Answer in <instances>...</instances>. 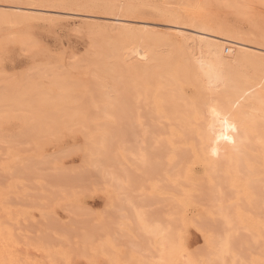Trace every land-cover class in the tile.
I'll return each instance as SVG.
<instances>
[{"label": "rangeland", "instance_id": "1", "mask_svg": "<svg viewBox=\"0 0 264 264\" xmlns=\"http://www.w3.org/2000/svg\"><path fill=\"white\" fill-rule=\"evenodd\" d=\"M8 1V3H9V0H7ZM116 2V4H115V6L117 5V7H119V8H121V9H116V7L114 6V8H112V9H109V10H106V7H104L103 6V2L104 1H101V0H96V2L98 3V4H100V5H93V6H91V5H88L87 7H84L83 9H76L75 10V8H77L76 6H74V5H72L74 8L72 9V6H71V8H69V9H61V8H59V10H58V7H54V8H52V7H46L47 9H48V11H46V17L43 15V13H45V12H35V11H33V10H30L31 12H29V10H28V12H27V10L26 9H24L25 11L23 12L22 10L23 9H21V10H19L20 12H22L23 14H19L20 12L18 11V10H16V12H17V14H15V17L16 18H21V17H23L22 15H24L25 14V12L26 13H31L32 14V16H26V18L25 19H21V20H12V21H14L13 22V24L16 22V25H13V26H11L12 25V21L10 22V20H4L3 22L2 21H0V28H1V30H0V79H2L1 81H0V87L1 86H3V87H1L4 91L3 92H1V90H0V95H4V96H10V94H8L9 92H11V94H12V92L14 93L15 92V90H14V87H16L17 88V91L18 92H23L24 90H26V91H24L21 95L23 96L22 98L24 99L25 97H26V95H27V93H29V92H32V91H34V92H39L38 94H54L53 96H56V98L59 96H61L62 95V91L60 90V88H58L57 87V89H56V87H50L51 88V90L50 89H48V87H49V85L48 84H50L49 82H48V80H50L51 78H53V75H56V74H58V75H60V76H63V77H67L68 76V80H72V78L74 79L73 81L76 83V79H78V78H82V84L83 85H86L87 83L85 82V81H87V79L86 78H90V81L92 82L93 81V77H94V75H95V77H102V72H100L99 73V71L98 70H100V68L102 67V66H104V65H106L107 66V64H109V60L110 59H103V58H99L98 57V54H99V51L102 49L101 47H97V45L98 44H102V41H101V39L102 38H105V37H107V38H109V36L111 37V33H114L115 32V30H112L111 28H113V27H111V25H109V24H106V23H110L109 21L110 20H114V21H116L117 19H114V18H110V17H107V18H105L104 19V21L102 20L103 19V17L104 16H118V17H120V15H122V13L123 14H127V15H129V16H127V15H122V17H128V19L130 18V19H132V20H139L138 18L139 17H141V19L142 20H145V21H148L149 23L150 22H152V23H150L149 25V27H146V28H144L145 30L144 31H142L141 33V37H140V39H133L134 40V44H133V42H132V45H131V43H130V45L129 46H135V44H138L139 42V44H141L142 46H145V47H147V48H155V51L157 52H160L162 55H164V57H166V59L168 60V62H166V68L168 69H163L162 70V68H161V64H155L154 63V61H149V60H141L143 63H145V64H149V70L151 69L152 71H155V70H157L156 72H153L154 73V75H156V77L158 78H160V77H162L163 75H165V77L164 78H160L159 80L161 81H167L168 79L170 80V79H172V80H170V83L171 84H168V89H170V90H168L169 91V93L171 94V96L173 95V93H174V98L173 99H175L174 100V105L175 106H179V107H181V109L183 110V115L184 116H186L185 118H187V119H183V116H181V118L183 119V121H184V124H182L183 122H181V119L179 118L178 120H180V121H178L177 119L174 121L175 122V124H177L176 122L178 121V123L179 124H177L176 126L177 127H175V126H172V128L174 127L175 129H178L179 131H180V136L178 137H176V136H173L172 134H171V124H169V123H167V119H165V117H163V115H161L160 113L158 114L157 112H155L154 111V103H153V100H152V96H151V91H150V88H149V90H148V86H146V84H151V80L150 79H153V78H155V76L152 74V76L153 77H151V78H148L149 79V81L150 82H148L147 81V79H146V81H147V83L145 82V86L147 87H144L143 88V91H144V95H143V100H142V103L140 104V106H139V108L137 107V108H132V106L133 105H135V104H133V105H131V112L130 113H128L127 114V116H126V118L125 119H128V121L127 120H125L126 122H125V126L124 125H121V126H117L116 128L115 127H113L110 131H109V133H110V135H112L113 136V138H114V140H113V142L118 138V134H120L121 133V135L119 136V138L115 141L116 143H118L119 145H123V143H124V145L121 147L120 146V148L123 150V148L125 149V150H128V148H129V150L131 149V162L129 161V158L128 159H126V160H124V159H120V163H122V165L120 164H118V165H115L116 167L117 166H119V167H117V169L118 168H121L120 166H122L123 167V165H124V168H126V169H128V170H130V171H128V173H132V176H133V178H131V186H132V188H131V190H130V186H128L127 187V184L129 185V182H130V179L128 180V182H127V184L125 183L126 181V178L128 177V176H130V175H128L127 173V177H125L126 176V174L124 173V178L125 179H123L122 178V174H120L119 175V177L116 175V173L117 172H115V174L113 173H111V171H115V169L116 168H114V167H112V170H111V166H113L114 164L112 163V165L110 166V169L109 170H111V171H109L110 173L108 174V171L106 170V168H105V170L104 169H101V168H103L104 167V163H102V165H100V163L101 162H99V165L97 164V166H98V168L96 167L95 169H93L95 166H96V164H92V160H94V158L95 157H97V155H103V154H106V152L104 151V147H103V149L102 148H100L99 150H101V153H100V151H99V154H97L98 153V149H94V147L96 146V145H94V143H96V141H95V137H96V139H97V136L99 135L100 136V134H102V132L100 131V129H98V125H99V123H100V125H101V123H103L104 122V124H106L107 122L106 121H111V123H109V126L111 127V124H114V123H112V119H107V118H103V117H101L100 118V116L98 117L96 114H94V109H93V111H91L92 110V108H91V110H89V113H91V114H89L88 113V116H87V118H84V117H82L81 118V114H77V116H74L73 118H72V116H67L65 119V121H67V122H65V121H63L64 120V117L67 115V114H65V116L64 115H62V116H60L63 112L65 113L66 111L67 112H69V113H78L79 111H81V109L79 110V109H76V108H72L73 106H71V108L70 109H73V110H70L69 109V106L71 105V104H69V103H67V104H65V106H68V107H66V109L59 115L60 117L58 118V120H61V121H58L57 120V118H56V120H55V117L54 118H52V116L54 115V116H56V113L55 114H53V110L51 111V109H49L47 106V108L45 109V111H44V109H43V107L42 108H40L41 106H42V104H40V105H33V108L34 109H36V110H38V108H39V111L40 110H43L44 111V113H43V111H42V113L43 114H45V115H48L49 114V119H45V117L46 118H48V116H44V119L45 120H47V121H50V122H47L46 121V123H42V120H39V119H37L36 120V126H37V128H36V126L34 125V127H33V123H35V119H33V118H30V117H25V118H23L22 116L23 115H26L27 116V114H28V109H27V107H26V102H22L20 105H16V104H14V103H12L11 104V101L9 100V99H6V100H1L0 101V119H3L4 120V122L1 120V124H3V125H1L0 124V140L2 139V137L3 138H5L4 139V141L6 140V141H8V139L11 137V136H13V141H14V136H17V140L19 141V138L22 136H24L25 137V133H23V132H28L27 133V135L28 136H26L25 138L23 137H21L20 138V146L22 145V143H23V141L25 140V142L23 143L24 144V146L23 147H19L17 144L19 143L18 141H16L17 142V146L18 147H16V146H14L15 145V141H14V143H12L11 141V138H10V140H9V142H10V144H9V142H8V144H7V142L5 141H3V139H2V141H3V145H4V143H6L5 145V147L4 148H2L1 150L2 151H0L1 153V155H0V172L2 171V172H6V173H8V176H11L10 175V173H9V171L7 172V169L9 170V168H11L10 166L12 165H15V167H17V166H19L18 168L19 169H22V170H24L25 169V166H26V169H25V171H26V174H24V172H23V174L24 175H26L27 176V174L29 175L27 178H26V176L24 177L20 172V170L19 169H17V168H15L16 169V171H18V172H16L17 174H20L21 176H23L24 178H21V176H19L18 177V175L16 174L15 175V177H16V179L15 178H13L14 177V173H13V177L11 178V177H9L8 178V180H6L5 181V179H7V178H4V180H3V177H2V181H1V176H2V174L0 175V184L2 185L1 186V188H0V193H2V196H1V194H0V203H2L1 205H0V226H2L3 224H5L7 221H6V218H8L7 220L9 221V220H11L12 218V221H11V223L13 224V229H11V227H12V224L10 223V225L8 224V227L10 226V228H8L7 226H2V227H4L5 228V230H3L4 228H2V234H3V236H6L5 234H4V232L6 233V229H7V237H10L11 238V236H12V238L14 237L13 236V234L15 235V237H16V235H17V237H18V240H16L15 239V237H14V239L16 240V242H20L21 241V243H22V245H21V243H15V241L13 242V241H11L10 239H8L7 240V238L5 239V238H3V240H1V242L3 241V243H0V253H3V254H1L0 255V262H1V260L3 259V262H1L0 264H5V262H6V264H23V261H24V264L26 263V262H28V264H32V261L33 260H35V259H39V261L38 260H36V262L34 261L33 262V264H38V262H39V264H50L51 262V264H60V261H61V264H63L62 262H64L65 264H68L69 262H71V264H74V262H75V264H87L88 262H90V263H88V264H93L94 262V264H102L103 263V261L105 262V263H103V264H111V263H113L114 264V262H115V260L113 259V258H115V256H118V257H116L115 259H116V262H118V264H125V263H127V264H135L137 261H138V259H139V256L141 257V254L142 253H144L145 252V250H146V247H144V246H146V245H143V244H147V242L145 243H143V240L141 241V242H139L140 241V238L137 236V235H134L135 234V230H137V229H134L135 228V226L134 225H132L131 223H132V218L134 219L135 217V212H134V210L132 211V209H131V205H133V204H128L129 202L128 201H130L131 202V200H129L131 197H132V194H133V197L131 198V199H133L132 200V202L134 201V207L135 208H138V209H141V211L140 212H142L143 213V211H144V213L143 214H145L146 215V217H147V212H148V217H149V219H150V222L151 223H153V222H155L157 219L156 218H158L159 220L157 221V223L159 222V224H160V222H164L163 223V225L164 226H166L167 228H170L169 226H170V223L168 222V220H170L169 218L171 217V220H176V219H179V223H180V226H179V224H178V226H176V224L175 225H173V222L174 221H170V222H172V225H173V228H174V226H175V229H173V234H174V230H176L175 232H177V233H175L174 235L173 234H171L173 237H172V242H170L171 243V246H170V248H171V251H175V250H180V248H185L184 250H185V252L187 253V255H189V257L191 258V260L193 261V263H195V264H210V262H211V260L210 259H215L216 257H215V255L217 256V259H219V263H220V260L222 261L221 262V264H238V263H240V262H244L243 264H264V262H262V260L264 261V258H263V255H264V247H263V245L261 244V240L263 239L262 237H264V231H263V229L264 228H262V222L261 221H263V219L262 218H264V201H262V203H261V201L260 200H262L263 198H264V196H262V194L261 195H258V194H260V193H256L255 192V186H252V187H249L250 185H247V190H246V192H245V190H243V187L242 186H240V184L239 183H247L248 184V182H249V178H253V179H251V180H253V181H256L255 183H257V181L258 182H260V181H263L264 180V170H260L259 168H264V149H263V152L261 153L260 151H258L259 149H256V150H250V149H248L249 151H250V154L251 155H253V156H255V158H253V160L255 159L256 161L254 162L250 157H252L250 154L248 155V156H250L249 158H250V161L251 162H248V164H247V162H244L243 163V165H246L245 167H247V170L246 171H248V173L244 170V172H240V174H238L239 176H242V174L244 175V174H246V177H244V178H242L241 177V179H239V181L238 180H235V178H232V177H235V173L233 172V170L232 169H226V168H223V166H222V168H220L221 166L219 165V168L220 169H218L219 171L217 172V170L215 171L214 169H213V172H211V170H212V168H211V170H210V173L208 172V169L209 168H206V166L204 167V164L197 158V157H195V154L193 155L192 154V150L190 149V144H193V146L195 147V148H199L200 147V144H199V141H197L196 140V137L195 136H192V135H195V134H193L191 131H192V129H193V124L194 123H197V120L195 121L192 117L191 118H189L188 116H190L191 115V111H188L187 113H186V111L183 109L184 107H182L183 105H185L187 102H188V104L190 103V99L192 98V96H193V94H194V92H193V83L191 84L189 81H188V79L185 77L188 73H185V72H183V70L181 69V72L179 73V70H180V68L181 67H179L180 66V62H179V60H178V58H177V56H176V53L174 52V50H173V47L175 46V44H180V42H183L184 40L182 39V41H180L181 40V37H173L172 36V32L174 33V31L175 30H173V28H170V27H173L174 26V24H175V22H174V20H176L177 22H181L180 23V25H183V23H186L185 25H183V26H187L188 24L189 25H192L193 24V21L192 20H189L190 18V14H192V15H195V14H197L198 15V17L200 18V20L203 22L204 20L206 21V25H207V27L209 26V27H211L212 29H214V30H217V31H220L221 33H223V34H233L234 36L235 35H237V36H239V37H245V39L246 38H248V39H251L253 42H257L258 44L259 43H261L262 45H264V0H240L239 1V3H242V6L241 7H228V6H221V5H219V4H217V2H216V0H201V4H200V6L197 8V9H193V8H191V7H187V9H186V6H184V5H182L181 4V2L179 1V0H174V2H173V0H115ZM121 1V2H120ZM126 1V2H125ZM179 1V3H177ZM3 2H5V1H0V3H3ZM121 3V5H120V3ZM127 2H128V4H127ZM7 3V2H6ZM19 3H22V1H20V0H18V5H19ZM23 5H25L24 3H22ZM119 4V5H118ZM27 5V4H26ZM28 6V5H27ZM32 7L34 6V5H31ZM121 6V7H120ZM179 6V7H178ZM8 7V6H7ZM6 7V8H7ZM178 7V8H177ZM35 8V7H34ZM55 8L57 9V11H59V12H57L56 10H55ZM122 8H123V10H122ZM191 8V9H190ZM50 9H51V11H50ZM53 9L55 10V11H53ZM72 9V10H71ZM85 9V15L87 16V12H88V14H95V15H99V17H100V15H101V17H100V20H99V17H96L95 18V20H94V17L95 16H90V15H88L87 17H91V18H93V20L91 19V18H89V19H85V18H87L84 14H83V12L84 11H80V10H84ZM115 9V10H114ZM62 10V11H61ZM65 10H67V12H65ZM88 10V11H87ZM90 10H91V12L93 11V10H97L96 11V13L95 12H93V13H90ZM102 10V11H101ZM113 10V11H112ZM130 10V11H129ZM131 10H132V13H134L133 12V10L135 11V13H134V16L136 17L137 16V19L135 18H132L133 17V14L132 13H129V12H131ZM11 11H15V10H11ZM33 11V12H32ZM79 13H78V12ZM87 11V12H86ZM100 12V13H97V12ZM105 13H104V12ZM106 11H107V13H106ZM108 11H109V13H108ZM129 11V12H128ZM159 11V12H158ZM19 12V13H18ZM69 12H70V14H69ZM73 12V13H72ZM79 14V16L80 17H82V14H83V16L84 17H82V22H81V20H80V17H77L78 16V14ZM111 12L113 13L112 15H111ZM142 12H143V14H142ZM145 12H146V14H145ZM152 13V16H151V13ZM155 12H157L156 14H158L159 13V15H157L156 16V14H155ZM176 12V13H175ZM38 13V14H37ZM76 13V14H75ZM129 13V14H128ZM138 13H140V14H138ZM65 14V15H64ZM67 14H68V16H70V17H68L67 16ZM116 14V15H115ZM118 14V15H117ZM167 16H166V15ZM175 14V15H174ZM58 15H61V16H58ZM64 15V16H63ZM75 15H77V16H75ZM142 15V16H141ZM155 15V16H154ZM200 15L202 16V18L200 17ZM44 16V17H43ZM66 16V17H65ZM75 18H74V17ZM164 18H163V17ZM170 16H172V17H170ZM41 17V18H40ZM43 17V18H42ZM65 17V18H64ZM67 17H68V19L70 20V18H72L70 21L67 19ZM121 17V18H122ZM145 17V18H144ZM162 17V18H161ZM77 18H79V19H77ZM148 18V19H147ZM31 19V20H30ZM33 19V20H32ZM65 19V20H64ZM67 19V20H66ZM76 19V20H75ZM108 21H107V20ZM153 19V20H152ZM163 19H164V21H163ZM188 19V20H187ZM29 20V21H28ZM64 20V21H63ZM98 20V21H97ZM167 20V21H166ZM170 20V21H169ZM172 20V21H171ZM29 22V23H27V24H25L24 22ZM33 21H35L36 23H33ZM78 21H80V22H78ZM100 21V22H99ZM103 21V22H102ZM170 23H169V22ZM190 21V22H189ZM30 22H31V24H30ZM77 22H78V24H77ZM102 22V23H101ZM155 22V25L153 24ZM160 22L161 23H163L162 25L160 24ZM168 22V23H167ZM183 22V23H182ZM21 23V24H20ZM63 23V24H62ZM70 23V24H69ZM96 23H97V25H96ZM165 23H167V24H165ZM19 24V25H18ZM25 24V26H23ZM29 24V26H26V25H28ZM34 24V25H33ZM66 24V25H65ZM81 24H83V25H80ZM159 24V25H158ZM20 25H21V27H20ZM31 25H33V26H31ZM133 25V26H132ZM151 25H153V26H151ZM189 25L187 26L188 28H191V27H189ZM194 25V24H193ZM75 26V27H74ZM79 26V27H78ZM96 26H97V28H96ZM131 26L132 27H138V25H137V23H135V22H132L131 23ZM158 26V27H157ZM160 26V27H159ZM76 27H77V29H76ZM81 27V28H80ZM83 27H84V29H83ZM98 27H99V29H98ZM134 27V28H135ZM152 27L154 28V29H152ZM12 28H14V30H11ZM15 28H17V29H15ZM92 28H94V29H92ZM101 28V29H100ZM103 28V29H102ZM19 29V30H18ZM171 29H172V32H171ZM16 30V31H15ZM23 30V31H22ZM25 30V31H24ZM80 30V31H79ZM108 30V31H107ZM169 30V31H168ZM11 31V32H10ZM19 31V32H18ZM22 31V32H21ZM85 31H87V32H85ZM13 32H15V33H13ZM165 32H167L168 33V36H167V33H165ZM5 33V34H4ZM13 33V34H12ZM110 35H109V34ZM144 33V34H143ZM1 34H4V35H1ZM8 34V35H7ZM146 34H147V36H146ZM166 34V35H165ZM171 34V35H170ZM239 34V35H238ZM105 35V36H104ZM143 35V36H142ZM90 36H92V38H90ZM95 36V38L94 39H96V40H94L93 39V37ZM149 36V37H148ZM2 37V38H1ZM25 37V38H24ZM96 37H98V38H96ZM100 37V38H99ZM147 37V38H146ZM172 37V38H171ZM168 38V39H167ZM14 39V40H13ZM160 39V40H159ZM16 40V41H15ZM18 40V41H17ZM98 40H99V42H98ZM29 41V42H28ZM129 42H131L132 40H128ZM145 41V42H144ZM169 41V42H168ZM173 41H176V42H173ZM10 42V43H9ZM128 42V43H129ZM148 42V43H147ZM12 43V44H11ZM90 43H91V45H90ZM147 43V44H146ZM174 43V44H173ZM8 44V45H7ZM38 44H40L41 45V47H39V45ZM189 44H190V42H189ZM10 45L12 46V48H13V50L12 49H10L9 47H10ZM38 45V46H37ZM90 45V46H89ZM190 46V45H189ZM8 49H7V48ZM45 49H44V48ZM5 48V49H4ZM34 48V49H33ZM41 48H43V50H45L44 51V53H42L43 51L41 50ZM37 51H36V50ZM40 49V50H39ZM3 50H4V52H3ZM6 50V51H5ZM31 50H32V52L34 51V53L35 54H33L32 52H31ZM170 50H171V52H170ZM8 51H10V52H8ZM40 51V52H39ZM47 51H49V52H47ZM5 52H8V53H5ZM30 52V54L31 55H33V56H31V55H28V53ZM36 52H38V53H36ZM225 52H226V50H225ZM2 53V54H1ZM10 53V55L8 56V54ZM23 53V55H21V54ZM27 53V54H26ZM41 53L42 54H45V56H47V55H49V59H50V61L47 59V57H42V55H41ZM49 53V54H48ZM174 53V54H173ZM20 54V55H19ZM37 54H40V56L39 55H37ZM173 54V55H172ZM170 55H172V56H170ZM91 56V57H90ZM93 56H94V58H93ZM170 56V57H169ZM86 57H90V59H87ZM175 57V58H174ZM44 58V59H43ZM98 58H99V60H98ZM169 58V59H168ZM58 59L59 60H61V61H58ZM93 59V60H92ZM107 60L106 61V63H104L105 61H103V63H102V61H100V60ZM47 60L49 61V64H48V62H47ZM91 60V61H90ZM132 60H133V64L135 63V58H132V59H129L128 61H130V63H132ZM95 61V62H94ZM56 62H58L59 64H60V62L62 63V66H61V64L59 65V64H57ZM87 62V63H86ZM90 62V63H89ZM101 62V63H100ZM149 62V63H148ZM50 63L53 65V64H55V65H53V67H52V65H50ZM128 63V65L130 64L129 62H127ZM159 63V62H158ZM161 63V62H160ZM178 63V64H177ZM84 64V65H83ZM102 64V65H101ZM59 65V66H58ZM83 65V66H82ZM95 65H100V67H99V69L98 68H96V66ZM29 66V67H28ZM57 66V67H56ZM82 66V67H81ZM156 66V67H155ZM177 66L179 67V69H178V73L179 74H181V76H182V78L183 79H180V78H178L179 76H178V73H177ZM92 67V68H91ZM93 68H95V69H93ZM153 68V69H152ZM261 68L263 69H260L259 71H260V73H262L263 72V74H260V75H262V76H260L259 75V77L257 78L258 79V81H256V79L254 78V76H252L253 74H252V72H254L253 71V69H254V67H252V66H246V67H244L243 69H239L240 71H244L246 74H247V77H246V79L252 84V83H258V85L260 86V84L262 85L261 86V89H262V91L264 92V66H261ZM63 72H60V70ZM57 70V71H56ZM95 70V71H94ZM149 71L148 73H149V75L151 74V72L152 71ZM160 70H161V72H160ZM24 71V73H22ZM32 71H33V73H32ZM166 71V72H165ZM262 71V72H261ZM60 72V73H59ZM98 72V73H97ZM164 74H163V73ZM29 73H30V75H29ZM38 73V74H37ZM41 73H43L44 74V76H42V77H44V78H42V84H40V85H38V87L36 88V89H33L32 91H29V90H27V89H24L23 90V88L21 89V88H19V84L21 83V80H23L24 79V76H25V80H27V79H39L38 77L41 75ZM96 73L99 75H96ZM148 73H147V75H148ZM21 74L23 75L22 77H21ZM67 74H69V75H67ZM185 74V75H184ZM33 75V76H32ZM38 75V76H37ZM162 75V76H161ZM1 76H3V77H1ZM20 76V77H19ZM70 76V77H69ZM146 76V75H145ZM144 76V77H145ZM169 76V78H167ZM5 77V78H4ZM32 77V78H31ZM147 77V76H146ZM145 77V78H146ZM149 77V76H148ZM260 77H261V79H260ZM16 78H17V80L19 81H17L16 80ZM5 79H9L8 81L7 80H5ZM14 79V80H13ZM46 79V80H45ZM48 79V80H47ZM83 79H85L84 81H83ZM92 79V80H91ZM184 79H186V81H184ZM263 79V80H262ZM169 80H168V82H169ZM260 80L262 81V82H260ZM69 81V82H70ZM78 81H80L81 82V80H78ZM159 81V82H160ZM173 81V82H172ZM256 81V82H255ZM2 82V83H1ZM73 82V83H74ZM90 82V83H91ZM259 82H260V84H259ZM19 83V84H18ZM71 84H72V81L70 82ZM74 83V84H75ZM88 83H89V81H88ZM165 82H161V84H164ZM174 83V84H173ZM263 83V84H262ZM23 84V83H22ZM95 84V83H94ZM93 84V85H94ZM106 84H108V82L106 83ZM173 84V85H172ZM14 85V86H13ZM81 85V84H80ZM79 85V83H77V86H73L72 87V89H70V93H72V96L74 95V97L75 98H77V96H78V94H80L82 91L83 92H90L91 90L90 89H88V87H84L85 89L83 90V86L81 87ZM89 85V84H88ZM159 85H160V83H159ZM191 85H192V87H191ZM256 85V84H255ZM255 85H253V86H255ZM5 86H7V88H8V90H9V88L11 87V89L8 91V90H6L7 88L5 87ZM18 86V87H17ZM91 86V89H92V94L95 92V86H92V85H90ZM89 86V87H90ZM250 86V85H249ZM5 87V88H4ZM45 87V88H44ZM108 87H110L111 88V86H110V84H109V86L108 85H106V90H107V88ZM149 87H150V85H149ZM162 87V86H161ZM167 87H165V90H166V88ZM171 87H172V89H171ZM18 88H19V90H18ZM40 88V89H39ZM44 88V90H42V89ZM81 88H82V90H81ZM93 88H94V91H93ZM109 88V89H110ZM248 89H249V87H247ZM46 89V90H45ZM47 89H48V91H47ZM54 89V90H53ZM59 89V90H58ZM79 89V90H78ZM87 89V90H86ZM146 89L148 90V91H150V94H148L149 92H147L146 93ZM247 89V90H248ZM14 90V91H13ZM22 90V91H21ZM56 91L55 93L53 92V91ZM57 90H58V92H57ZM88 90H90V91H88ZM8 93H7V92ZM17 91H16V93H17ZM43 91V92H42ZM46 91V92H45ZM108 91V90H107ZM53 92V93H52ZM7 93V94H6ZM58 93H60V94H58ZM247 93H249V92H246V93H244V95L243 96H240V95H237L236 93H233L232 94V97H231V99L233 100V101H231L232 103H233V105H236V108H238V109H240V110H253V104H252V101L250 100V98L249 97H246L247 96ZM91 94V93H90ZM29 95V94H28ZM77 95V96H76ZM150 95V96H149ZM81 96V95H80ZM82 96H83V94H82ZM88 96V95H87ZM94 96V95H93ZM178 96V97H177ZM180 96V97H179ZM80 98V97H79ZM92 98H94V97H92ZM178 98V99H177ZM184 98V99H183ZM22 99V100H23ZM26 99V98H25ZM24 99V100H25ZM85 99H88V97L87 98H85ZM95 99V98H94ZM183 99V100H182ZM178 100L180 101V102H178ZM89 101H90V103H91V96H90V100L88 99V103L87 104H90L89 103ZM237 101V102H236ZM3 102H5V103H7V105L9 106V113H8V109H7V105L5 104V103H3ZM9 102V103H8ZM87 101H85V103H86ZM176 102V103H175ZM182 102H185L184 104L182 103ZM1 103H3V104H1ZM234 103H236V104H234ZM75 104V103H74ZM182 104V105H181ZM3 105H6V109L5 110H3L2 109V106ZM12 105H14V106H16L17 108H12V109H10V107H12ZM19 106V107H18ZM25 106V107H24ZM64 106V107H65ZM136 106V105H135ZM153 106V107H152ZM74 107H76V104L74 105ZM79 107V106H78ZM77 107V108H78ZM5 108V107H4ZM13 109H15L14 110V112H13ZM68 109V110H67ZM84 110L86 109V108H83ZM82 109V110H83ZM90 109V108H89ZM135 111H134V110ZM144 109V110H143ZM2 110H3V112L4 113H2ZM19 112H18V111ZM22 110H23V112H22ZM26 110V112H24ZM28 110V111H27ZM143 110V111H142ZM21 111V112H20ZM46 111H48V112H46ZM62 110L60 109V111L59 112H61ZM86 112H87V110H85ZM134 111V112H133ZM153 111V112H152ZM185 111V112H184ZM6 112H7V114H6ZM17 112V113H16ZM140 112V113H139ZM18 113H19V116H18ZM63 113V114H64ZM149 113V114H148ZM150 113H151V115H153V116H155V117H151V115H150ZM3 114V116H1ZM9 114L11 115L10 117H11V119H10V117H9ZM13 114H14V116H13ZM17 114V115H16ZM21 114V115H20ZM59 114V113H58ZM94 114V115H93ZM187 114V115H186ZM96 115V116H95ZM162 116V118H164V119H162V121L158 118H156L157 116ZM6 118H5V117ZM16 116V117H15ZM17 116H18V119H17ZM93 116V117H92ZM192 116V115H191ZM13 117H15V118H13ZM57 117V116H56ZM61 117H63V119L61 118ZM90 117H92V119H94L95 118V120L97 119V117L100 119V120H102V121H100V120H96V121H94L93 123H92V125H91V121H92V119L90 118ZM128 117V118H127ZM7 118H9V119H7ZM82 119L83 120V118L85 119L84 121V125H82L81 127H80V122L78 121V120H80V119ZM5 119H6V121H5ZM20 119V120H19ZM26 119V120H25ZM89 119V120H88ZM105 119H107L106 121H105ZM190 119H191V121H190ZM14 120V124H13V122L11 123V124H9L11 121H13ZM28 120H30V121H28ZM39 120V121H38ZM44 120V121H45ZM71 120L73 121V123H72V125H70V126H73V124H74V121H75V123H80L79 125L78 124H76V125H78L77 127H76V125L74 124V127H75V129L73 130L72 129V127H71V129H72V131H70V132H68V131H65V129L66 130H68L67 128H68V126H67V128H64V126L66 127V125H69V123H71ZM77 120V121H76ZM82 120H80L81 122H82ZM155 120V121H154ZM23 121V122H22ZM43 121V122H44ZM57 121H58V123H57ZM70 121V122H69ZM8 123V124H4V123ZM17 122V123H16ZM87 122H88V130H87V128H84L85 127V125L87 124ZM97 122H99V123H97ZM163 122V123H162ZM186 122V123H185ZM39 123H41V125L39 124ZM61 123H63L64 124V126H62L63 124H61ZM98 125H97V124ZM107 123V124H108ZM49 124V125H48ZM56 124V128H57V130L55 129H53L54 128V125ZM58 124V125H57ZM59 124H61L60 126H61V129H60V127H59ZM82 124H83V122H82ZM97 126H96V125ZM106 124V125H107ZM186 124V126H184ZM187 124H189V125H187ZM22 125H24V127L22 126ZM38 125H40L39 127H38ZM89 125H90V127H89ZM99 125V128L101 127ZM130 125V126H129ZM172 125H174V124H172ZM22 126V127H21ZM26 126H27V128L28 127H30V129H28L27 130V128H26ZM41 126H42V128H41ZM44 126V127H43ZM59 128H58V127ZM105 126V125H104ZM104 126L102 125V128H103V132H107V131H105L106 130V128H104ZM114 126H116L115 124H114ZM163 126H165V127H163ZM31 127H32V129H31ZM50 128V129H48V128ZM73 127V128H74ZM86 127H87V125H86ZM94 127H97L96 129H97V131H98V133L97 134H95V132H97V131H95L96 129H94ZM118 127H119V131L117 130L118 129ZM185 127V128H184ZM18 128H20L19 130H18ZM40 128V129H39ZM44 128V129H43ZM45 128H47L46 130H45ZM64 128V129H63ZM76 128H78V129H80L79 131L78 130H76ZM84 128V129H83ZM162 128H164L165 130H162ZM190 130H189V129ZM3 129V130H2ZM18 131H17V130ZM33 129H35V130H33ZM38 129V130H37ZM58 129H60V130H58ZM81 129H83V130H81ZM89 129H90V131H89ZM108 129H110L109 127H108ZM113 129L115 130H117V133H114L115 131H113ZM122 129H123V131H122ZM2 130V131H1ZM36 130H37V132H36ZM53 130V131H52ZM87 130V131H86ZM182 130L184 131V133L182 134ZM16 131V132H15ZM30 131H35L34 133V137H35V140L34 139H32L33 138V132H30ZM57 132V133H55V132ZM61 131V132H60ZM82 131H83V134H86L87 135V137H86V141L87 142H94V143H90V145L91 144H93V146H88L86 143V141H84L85 140V137H84V135H82ZM89 131V132H88ZM93 131V132H92ZM121 131V132H120ZM125 131V132H124ZM127 131V132H126ZM20 132V134H18ZM85 132H88V133H85ZM99 132H100V134H99ZM32 133V134H31ZM60 133V134H59ZM109 133H107V134H109ZM113 133H114V135H113ZM11 136H10V135ZM16 134H18V135H16ZM42 134V135H41ZM54 134H56V135H54ZM94 134V135H93ZM123 134H124V138H123ZM7 135V136H6ZM8 135H9V137H8ZM32 135V137H30V136ZM85 135V136H86ZM97 135V136H96ZM183 136V138H182V136ZM186 135H188V136H186ZM36 136H38V138H40L41 136V138H40V140L38 141V138H37V140H36ZM40 136V137H39ZM46 136V141H45V139H44V137ZM49 136V137H48ZM51 136H52V138H51ZM54 136H56V137H58V138H54ZM92 136V137H91ZM115 136H116V138H115ZM127 136V137H126ZM6 137H8V139L6 138ZM28 137H30L29 139H28ZM91 137V139L89 140V138ZM174 137H175V140H174ZM181 137V138H180ZM49 138H51V139H49ZM79 138V140H77ZM112 138V137H111ZM112 138V139H113ZM121 138H123V139H121ZM177 138H179L178 140H177ZM16 139V138H15ZM21 139L23 140L22 142H21ZM28 139V140H27ZM43 139V141H41ZM88 139V140H87ZM93 139H94V141H93ZM126 139V140H125ZM35 141V142H33V143H30L31 141ZM98 140H100L99 138H98ZM110 140L111 139H109V142H110ZM163 140V141H162ZM27 141H29V145H28V143H26ZM36 141H37V143L40 145V144H42V145H40V146H38V145H36L35 143H36ZM49 143H48V142ZM118 141H120V142H118ZM126 141H128V142H126ZM169 141H176V145H177V150H179V153L181 152V149L183 148V150L184 149H186L187 151H184L183 152V154L181 153L180 154V156L182 157L181 159L179 158V157H172V159L170 158L172 155H175V153H174V149L169 145ZM46 144H45V143ZM84 142V143H83ZM112 142V145L115 143H113ZM122 142V144H120ZM14 144L13 146H11L12 144ZM88 143V144H89ZM114 144L115 146H112V147H114V150L112 149V151H114V153H116L117 154V158L115 159V163H117V160L119 161V157H120V155L118 154L119 152L118 151H120L121 149L119 148V147H117L116 145L117 144ZM27 144V145H26ZM32 144V148H30L29 149V146ZM33 144H35V146H38V147H33L34 145ZM100 143L98 142V145H99ZM110 145H111V143H109ZM107 145V147L108 146H110V145ZM128 144V145H127ZM1 147H2V142H1ZM26 145V146H25ZM101 146H102V143L100 144ZM99 145V146H100ZM86 146H88V150L90 151L89 152V154H90V156H89V154L88 153H86V152H88L87 151V149H86ZM40 147V148H39ZM41 147H43V148H41ZM107 147H105L106 149H107ZM111 147V146H110ZM111 147V148H112ZM9 148H10V150H9ZM15 148V149H14ZM16 148H20L19 150L18 149H16ZM36 148V149H35ZM37 148H39V149H37ZM111 148H108V149H110L111 150ZM3 149H4V152H7V155L10 153L9 151H11V154L12 155H5V153L3 152ZM7 149L9 150V151H7ZM27 149H29V150H27ZM45 149V150H44ZM86 149V150H85ZM91 149V150H90ZM93 149L96 151V153H95V155H93ZM117 149V151H115ZM15 150V151H14ZM22 150H24V151H22ZM25 150H27V151H25ZM31 150H33V151H31ZM64 151L63 153H62V155H59V154H57L58 152L57 151ZM102 150H103V152H102ZM109 150V151H110ZM166 150V151H165ZM174 150V151H173ZM182 150V151H183ZM14 151V152H13ZM17 151V153L16 154H18V155H16L15 154V152ZM59 151V153L61 154V152ZM84 151H86L85 153V155H86V157H84ZM3 152V153H2ZM57 152V153H56ZM118 152V153H117ZM186 152H188V153H186ZM43 153H44V155H43ZM113 152L109 155V157L111 156V157H116V155L114 154ZM4 156H3V155ZM15 154V156H13ZM36 154H38V156H40L39 158L41 159V161H39V158L37 157V155ZM50 156H49V155ZM107 154H109V152L107 151ZM22 155V156H21ZM58 155V156H57ZM91 155H93V157L91 156ZM257 155V156H256ZM1 156H3L2 158H1ZM6 156V157H5ZM13 156V157H12ZM16 156H18V157H20V158H18L17 157V159H16ZM25 156H26V158H25ZM35 156V157H34ZM51 156H53L54 157V159H52V157ZM89 156V161H91L90 163H91V165H92V167L93 168H89L90 167V163H89V161L87 160V159H85V158H87ZM108 156V155H107ZM32 157V158H31ZM46 159H45V158ZM47 157L49 158V160H47ZM259 157V160H257V158ZM261 157V158H260ZM11 158L13 159L12 160V162L14 161V160H17V161H14V163L12 164L11 163ZM25 158L26 159V163H27V161H29L28 159L30 158V159H32V160H35V162L34 163H36L37 161H39V163H38V165H39V168H38V166L36 167V168H38V170L40 169L41 170V168L42 169H44V164H43V160L45 159L46 161L44 162L45 163V173H43L44 175H45V177L43 176V178H45L46 179V181H47V178L49 177H51V176H53L54 174H53V172H55V170H57L58 172L59 171H61V173L62 174H60L59 176L58 175H55V177H54V179H56V177L57 178H59L61 175V179H64V181L67 183V182H69L70 183V181H69V178L68 177H70L71 178V174H72V181L74 182L75 180H78L79 178H80V180H78L79 182H77V185H80L81 186V183L82 184H86V186L84 187V190H85V192H83L82 193V191H81V189L83 190V186L80 188V186H79V188L80 189H78V191H77V188H78V186H77V188H76V186H75V188L73 187V185L74 184H76V181H75V183H73L72 181V183L71 184H73L72 186H71V184L69 185V187L71 186L72 188L70 189V193H73V194H71L70 196L68 195V193H67V195L68 196H66V193L64 192V189H65V187L67 186L68 187V184L66 185V183L64 182L63 184L64 185H66V186H62V187H59V189H58V187H57V185L59 184H55V186H54V189H57V190H61L60 192H57V190H55V193L56 194H54L55 196H49V194L50 193H52V192H54V189H53V187L50 185V184H52L53 183V181H51L50 182V179L47 181L48 183L50 182V186L48 185V186H46L47 184V182L45 183L44 181H45V179H43L42 178V176H41V174H42V172H40L39 174V176H36L35 174H36V171H37V173L40 171H38L37 169L34 171V172H32V168L33 169H35L34 168V166L31 168V163L33 162V161H31V163H30V165L27 163V165L28 166H30V167H28L27 165H25V166H23V163H25V159H24V162H23V159ZM35 158V159H34ZM59 158V159H58ZM140 158V159H139ZM142 158H144V159H142ZM185 158V159H184ZM18 159H19V161L22 163V164H20V162H18ZM21 159H22V161H21ZM50 159H52V160H50ZM114 159L112 160V162H114ZM184 159V160H183ZM260 159H261V161H260ZM5 161V162H7V164H9V163H11V165L9 164L8 166H9V168H8V166H7V168H3V167H5L6 166V163L5 162H2V161ZM8 160V161H7ZM86 160V161H85ZM104 160H106V156L104 157ZM108 160H109V158H108ZM128 160V161H127ZM249 160V159H248ZM110 161V160H109ZM122 161H125L124 163L122 162ZM30 162V161H29ZM47 162V163H46ZM50 162V163H49ZM82 162V163H81ZM104 162V161H103ZM141 162V163H140ZM172 162H173V164H175V162L177 163V165L179 166H177L178 168L176 169V168H174L173 166H175V165H173L172 164ZM243 162V161H242ZM259 164H258V163ZM5 163V164H4ZM25 163V164H26ZM40 163L43 165L42 167H40ZM79 163H81V164H79ZM89 163V164H88ZM108 163V162H107ZM106 163V164H107ZM144 164V166H143V164ZM185 163V164H184ZM252 163V164H251ZM18 164V165H17ZM20 164V165H19ZM54 164V165H53ZM127 166H126V165ZM171 164V165H170ZM2 165H3V167H2ZM23 167H22V166ZM48 165V166H47ZM53 166L54 168H55V170L53 171L52 169H54L53 167H52V169H50L51 168V166ZM82 165V166H81ZM89 167H88V166ZM109 165H110V163H109ZM129 165V166H128ZM133 165V166H132ZM140 165V166H139ZM157 165V166H156ZM160 165V166H159ZM184 165V167H182ZM253 167H252V166ZM57 166V167H56ZM59 166V167H58ZM99 166H101V167H99ZM132 166V167H131ZM142 166V167H141ZM171 166H172V169H171ZM27 167L28 168H31V169H27ZM47 167H48V170H49V172H52V175L50 176L49 175V172H48V170H47ZM63 167V168H62ZM79 167V168H78ZM82 169H81V168ZM85 167H87V168H85ZM105 167H107L108 168V165L106 166L105 165ZM129 167V168H128ZM243 166L241 165V168H242ZM1 168H3L2 170H1ZM12 168H14V167H12ZM10 169V171H11V173H12V171L13 172H15V170H13V169ZM57 168V169H56ZM58 168H60V169H58ZM144 170H143V169ZM180 168V169H179ZM251 168H258L257 170L260 172H258V173H256V169H255V171H254V173H256L257 175H255L254 173L252 174V175H254V176H252L251 174V177H249V178H247V175L249 176V173H251V172H253V171H250L251 170ZM66 169V170H65ZM78 170V173L76 174L74 171L75 170ZM80 169V170H79ZM83 169H91L92 170V172H90V174L92 175V177H91V179H93V181H94V176H95V181H96V183H95V181L93 182L92 180V183L98 188H96L94 185H92V183H90V189H91V191H90V189L88 188V183L90 182V179H89V177H88V179H86V181L88 182H84L83 183V181H85V180H83V177H78L77 175H82V171H83ZM97 169H101L100 171H99V173H98V170ZM168 169V170H167ZM170 169V170H169ZM173 169H175V171L173 170ZM205 169H207V170H205ZM250 169V170H249ZM51 170V171H50ZM94 170H97V173H98V175H96L97 173L95 172H93ZM132 170V171H131ZM228 171V172H226V171ZM253 170V169H252ZM31 171L32 173L31 174H34V176H36V177H32L31 176V180H28L29 179V177H30V175L31 174H29V172ZM62 171H70V172H72L73 171V173H67L66 174V172H62ZM104 171H105V173H104ZM169 171H171V172H169ZM215 171V172H214ZM240 171H242V170H240ZM47 172H48V175H47ZM77 172V171H76ZM87 172V171H86ZM103 172V173H102ZM123 172H125V170L124 171H122L121 173H123ZM221 172V173H220ZM74 173H75V177L73 176L74 175ZM88 173H89V171H88ZM87 173V174H88ZM100 173H101V176H100ZM108 174V178H109V180L107 181L108 183H109V181H111L112 180V178H114V180L116 179V180H118V179H120V181L123 179V181H125V182H123V181H119V183H115L116 185H117V187L119 188H117V187H115V186H113V185H111V183L110 184H108L106 181L105 182H102V181H104L103 179H100V178H102V177H105V180L106 179H108L107 178V174ZM119 173H120V170H119ZM118 173V174H119ZM206 173V174H205ZM212 173H214V178H216V176L218 177V179L217 180H215V182H217V185H219V186H217V188H219V190H220V192H221V194H220V192H219V197H217V198H219V199H222L223 200V197L221 198V196L220 195H223V196H225V198L224 199H226L225 201H222V200H219V201H221V203H223V204H221V206L220 205H218L217 207H215L216 205H217V202L215 201H211V198H210V194H212V198L213 197H215V195L214 194H216L217 195V193H216V191H219V190H217V188H215V183L213 184V179H212V177H211V179H212V183H210V182H207V181H205L204 179H208V176H207V174H209V175H211L212 176ZM234 173V174H233ZM42 174V175H43ZM66 174V175H65ZM84 174V173H83ZM86 174V175H87ZM93 174H95V175H93ZM102 174H106L105 176H103ZM198 174V175H197ZM220 174H221V176H220ZM229 174L231 175V179H230V176H229ZM237 174V173H236ZM3 175H6V177H7V174H3ZM47 175V176H46ZM86 175L84 176V178H86ZM189 175H192L193 176V179H189L187 176H189ZM216 175V176H215ZM41 176V177H40ZM88 176H90L89 174H88ZM196 176V177H195ZM227 176V177H226ZM229 176V177H228ZM257 176L259 177L258 179H257ZM261 176V177H260ZM96 177H98L97 178V180H96ZM131 177V176H130ZM168 177H170L169 179H168ZM220 177V178H219ZM18 178L20 179V183H21V180L22 181H24L25 180V178L27 179V180H25L26 182L24 183V182H22V183H24L25 185H27L28 183H30V182H33L34 181V183H30V185L32 186L33 184L34 185H36V187H38V188H36L35 189V193H37L40 189H39V186H40V188H41V190H40V196H42L43 198H41V197H39V195L37 196V197H35L36 195H33V191H34V186H33V190H31L32 188H31V186L29 185H27V187H29V188H27L24 184L23 185H21V187L23 188V186L29 191V189L33 192H31V194H30V191L29 192H27L28 194H30V199H29V201H28V199L26 200L25 199V197H27L28 198V195H26L27 193L26 192H24V189L25 188H23V189H21V187H20V183L18 182ZM60 178H59V181H60ZM75 178V179H74ZM111 178V179H110ZM10 179H11V182H13L14 183V186H13V184H10V185H8L9 183H11L10 182ZM15 179V180H14ZM35 179L37 180L36 181V184H35ZM70 179V180H71ZM83 181H82V180ZM99 179V180H98ZM171 179V180H170ZM197 179H199L198 180V183H197ZM228 179H230L229 181L231 182H227V180ZM14 180V181H13ZM51 180H52V178H51ZM115 180V181H116ZM247 180V181H246ZM251 180H250V184H253V183H251ZM4 181V182H3ZM9 181V182H8ZM28 181H30V182H28ZM55 181V180H54ZM58 180H56L55 182H59ZM82 181V182H81ZM99 181V183L97 184V182ZM181 181H183V182H185L186 184H188V185H186V184H184L183 185V183H181ZM203 181V182H202ZM208 184V185H206L205 186V182ZM222 181V182H221ZM18 183V186L17 185H15V184H17ZM45 183L44 185H41L40 183ZM54 182V183H55ZM102 182V183H101ZM112 183H113V180L111 181ZM199 182H201L200 184H199ZM236 182V183H235ZM39 183V184H38ZM54 183H53V185H54ZM100 183L102 184V189H101V185H100ZM121 183H122V186H125L124 188H121L120 186H118L119 184L121 185ZM132 183H133V185H132ZM190 183V184H189ZM261 183V185L263 186V183H264V181H263V183L262 182H260ZM3 184H7L9 187H7V185L6 186H4L3 187ZM84 184V185H85ZM126 184V185H125ZM229 186V189H227V185ZM103 185H105V186H107V187H105L104 186V189L106 188V190H104L103 189ZM143 185V186H142ZM165 185H166V187H165ZM193 185V186H192ZM212 185V186H211ZM254 185V184H253ZM257 185H259V183L257 184ZM260 185V186H261ZM43 186H45V187H43ZM58 186H60V185H58ZM159 186V187H158ZM202 186V187H201ZM209 186H210V188H212V189H210L209 188ZM7 187V190H5V188ZM18 187V188H17ZM57 187V188H56ZM66 187V189H68ZM100 187V188H99ZM114 187V188H113ZM175 187V189L176 190H178V192H175L176 190H173V188ZM197 187V188H196ZM204 187V188H203ZM45 188V189H44ZM50 189V191H52V192H50L49 194H48V192H49V190L48 189ZM61 188H63V189H61ZM85 188H87V189H85ZM109 188V189H108ZM127 188L129 189V191H131V192H129L130 193V195L128 196V195H126V194H124L123 193V191L122 190H120V189H123V190H127ZM157 188V189H156ZM193 188V189H192ZM214 188H215V190H214ZM254 190H253V189ZM8 189H10V190H8ZM17 189V190H16ZM250 189H252V191L254 192V194H253V192L252 193H250L251 191H250ZM14 190V191H13ZM46 190L48 191L47 193H46ZM63 190V191H62ZM69 190V189H68ZM77 192H76V191ZM86 190L88 191V192H86ZM101 190V191H100ZM108 190V192H106ZM109 190H111L110 192H109ZM115 190H117L119 193H117V191L115 192ZM133 190V191H132ZM208 190V191H207ZM228 190H231V191H229V192H231V194L233 193L232 192V190L234 191V193L232 194V196L229 194V192H228ZM238 190H240L241 192H239ZM259 190L261 191L262 190V188L260 187L259 188ZM8 193H7V192ZM10 191V192H9ZM26 191V190H25ZM42 191H44V193L42 194ZM67 191V190H66ZM81 191V192H80ZM114 192V194H113V192ZM124 191V192H125ZM128 191V190H127ZM195 191H197L196 193H194ZM200 193H199V192ZM247 191H249V192H247ZM259 191V192H260ZM68 192V191H67ZM191 192H193V193H191ZM19 193H22V195H20ZM26 193V194H25ZM39 193V192H38ZM37 193V194H38ZM59 193V194H58ZM85 193H86V195H85ZM109 193H111V194H109ZM118 194V196H120L119 197V199H117L118 198V196H117V194ZM180 193V194H179ZM207 193H208V195H207ZM214 193V194H213ZM245 193H247V194H245ZM255 193H256V195H255ZM7 194H9V195H7ZM12 194H14L13 195V197H11L12 196ZM16 194V195H15ZM53 194V193H52ZM61 194H64V195H61ZM88 194H90V195H88ZM108 194H109V196H108ZM127 194H128V192H127ZM178 194V195H177ZM190 194H194V195H190ZM196 194H197V196H196ZM199 194V195H198ZM249 194H250V196L251 197H249ZM253 194V195H252ZM9 196V197H11L10 198V201L9 202H13L14 201V203H12V204H14V205H12L11 203H6V202H8L7 200H6V198L4 199V196ZM11 195V196H10ZM32 195V196H31ZM47 195V200L49 199V197L52 199V201H50V200H46L45 199V196ZM58 195V196H57ZM61 195V196H60ZM83 195V196H82ZM88 195V196H87ZM91 195H94V198H93V196H91ZM110 195L112 196V198L110 199ZM116 195V199L118 200H115L114 198V196ZM121 195H122V204H121ZM185 195V196H184ZM202 195V196H201ZM245 195V197H243ZM247 195V196H246ZM261 196L262 197V199H259V197L257 196L256 198H254V199H257V200H255V201H257V202H260V207L258 206V209H254L253 211H251V209H253V207L255 208V205L254 206H252V208L250 209V206L249 205H246V204H250V202L253 200H251V198H253L252 196ZM24 197L23 199H21L20 197ZM66 197V198H61V197ZM109 198H108V197ZM186 196H188V198H186V199H184L185 200V204L184 205H182L180 202H179V199H181V198H185ZM191 196H195V197H197L198 198V200H196V202L194 201V200H192V199H194V198H192L191 199ZM203 196H204V198H203ZM229 196H231V197H229ZM244 199V198H249V199H247V201H248V203H247V201L246 200H243L241 197ZM3 199H2V198ZM9 197L7 198V199H9ZM14 197L16 198V200H17V197L19 198V199H21L20 201H24V199L26 200L25 201V203H17L16 202V200H13L14 199ZM32 197H33V199H32ZM35 197V198H34ZM40 198V199H38V200H36L37 198ZM57 197V199H55ZM59 197V198H58ZM70 197V198H69ZM90 197V198H89ZM124 197V198H123ZM137 197V198H136ZM226 197H228V198H226ZM239 197H240V199H241V201L243 202L242 204L244 205H246V206H244V208L245 207H247L246 209H249V210H246L245 211V209L243 210L242 209V207L240 208L239 206H238V204L237 205H235L234 204V201H237V202H235V203H238L239 202ZM54 198V199H53ZM61 198V199H60ZM75 198V199H74ZM85 198V199H84ZM140 198H141V200H140ZM145 198V199H144ZM196 198V199H197ZM207 198V199H206ZM216 198V199H217ZM2 199V200H1ZM35 200L34 202L32 201V200ZM66 199V200H65ZM84 199V200H83ZM128 199V200H127ZM167 199H168V201H167ZM215 199V200H216ZM11 200H13V201H11ZM31 200V201H30ZM41 200L43 201V200H46L47 202H48V206H46V207H44V209H43V206H44V204H46L47 205V202L45 203V202H41ZM63 200V201H62ZM83 200V201H82ZM104 200H106L107 202H109V203H107L106 201H104ZM111 200H113V201H111ZM170 200V201H169ZM218 200V199H217ZM251 200V201H250ZM2 201V202H1ZM5 203H4V202ZM17 201H19V200H17ZM19 201V202H20ZM37 201L40 203V206L42 205V208L41 207H38L39 205H38V203H37ZM50 201V202H49ZM65 202V203H62V202ZM78 201V202H77ZM124 201H126V203L124 202ZM244 201H246V202H244ZM33 202V205H37V206H35V208H30V206L32 207L33 205H31L30 203H32ZM57 202V203H56ZM91 202V203H90ZM114 202V203H113ZM117 204H116V203ZM119 202H120V204H119ZM212 202H214L213 204L215 205V206H213L212 205ZM16 203V204H15ZM27 203H29L28 205H27ZM51 203H52V205H51ZM90 203V204H89ZM145 203V204H144ZM205 203V204H204ZM233 203V204H232ZM3 204L5 205L6 204V208L3 206ZM17 204H19V206L17 205ZM21 204H22V206H21ZM23 204H25V206L23 205ZM61 204V205H60ZM63 204V205H62ZM93 204V205H92ZM107 206H106V205ZM109 204H111V205H109ZM207 204V205H206ZM210 204V206H212V208L214 207V208H216V210L219 208V207H221L222 208V205H223V208H224V205H226V210H227V204L230 206L228 209H232V206L234 207V209L236 210V208L238 207V209L234 212V210H232L231 211V215L230 216H232L231 217V221L232 220H236L235 222H238L237 223V225H234V226H239V227H242V228H244V229H246L245 231H244V229H242V228H238L239 229V231H241L240 233L241 234H239L240 235V237H238V236H236V238L234 239V236H232V238L234 239V241H236V243L235 242H233V243H231L232 242V238H231V235L232 234H235V233H238L239 231L237 230V232L235 231V233H233L232 232V230H228V232H230L231 231V235L229 236V234H227L226 233V230L227 229H225L224 228V232L222 231V229L221 228H223L224 227V225L223 224H221L222 223V219H221V217H219V215L217 216V214H216V210H215V212H214V208L212 209L213 211H211V208H210V206H208ZM252 204H253V201H252ZM254 204H256V203H254ZM13 207H12V206ZM16 205V206H15ZM55 205V206H54ZM89 205V206H88ZM112 205L114 206H116V208H115V206L114 207H112ZM178 205V206H177ZM1 206H3V208L1 207ZM8 206V207H7ZM28 206V207H27ZM109 206V207H108ZM129 207V206H131V207H129L130 209H131V212H132V214L134 215H132L131 216V220H130V218H126L125 219V216L126 217H128V216H130L131 215V213L129 212V210H127L126 209V207ZM138 206V207H137ZM236 206V207H235ZM29 208V210L27 209V208ZM34 207V206H33ZM36 207H37V210H38V212H37V210H36ZM78 207H80V208H78ZM82 207V208H81ZM90 209H89V208ZM104 207V208H103ZM107 207V208H106ZM147 207V208H146ZM21 208V209H20ZM50 208V209H49ZM64 208V209H63ZM66 208H68V209H70V210H65ZM84 208V209H83ZM122 209V208H124V209H122L121 210V214H119V211H120V209ZM220 208V209H221ZM256 208H257V205H256ZM6 209H8V210H6ZM17 209V210H16ZM24 210L25 209V212H23V211H20L19 212V210ZM30 209H32V210H30ZM43 209V212H42V214H41V210ZM72 209H76L75 211H78L79 209L80 210H90L89 212L88 211H86L87 213H89V215L92 213V216L90 215L89 217L91 218L92 217V219H90L91 220V222L92 221H95V222H89V223H87V226H86V229H87V231H89L88 233H87V235H85L86 234V232L87 231H85V232H83L84 230H82V229H84L85 227H82L83 226V224H84V226L86 225L85 224V222L87 221H89V220H87V217H86V215L84 216V214H87V213H85V212H83V211H81V213L79 214V212H77V215L75 214V211L73 210V212L74 213H72ZM95 209V210H94ZM97 209H99L98 211H97ZM108 209V210H107ZM111 211H110V210ZM114 209V210H113ZM178 209V210H177ZM260 209V210H259ZM263 209V210H262ZM9 210H11V212H9ZM45 210V211H44ZM119 210V211H118ZM125 210H126V213L128 214V213H130L129 215H127V214H122V213H124L125 212ZM171 211V213L169 212V211ZM208 210H210L213 214H216L215 215V218H213L214 217V215L212 214V216L213 217H211L210 215H206L205 213H207L206 211H208ZM224 210V209H223ZM243 210V212H244V214H243V212H241ZM7 211H8V213H7ZM14 211H16L17 213H21V214H25V216L26 217H28V215H29V217H28V221L24 218L25 216L23 215V218H22V215L21 214H17L16 212H14ZM28 213H27V212ZM48 213H47V212ZM93 211V212H92ZM101 211V212H100ZM118 212V213H115L114 215H113V213H111V212ZM128 211V212H127ZM145 211H146V213H145ZM173 211H174V213H173ZM177 211V212H176ZM229 211V210H228ZM247 211H249V212H247ZM94 212H96V213H94ZM180 212V215L178 214ZM234 212V213H233ZM237 212V213H236ZM247 214H246V213ZM255 212H256V215L258 216V214H259V216H258V218H260V221H259V219L258 218H256V219H254L255 218V215H253V213L255 214ZM6 213H7V215H6ZM16 213V214H15ZM49 213H50V215L51 214H53L52 216H55V214L57 215V216H55V217H53V218H56L54 221H56L57 219V223L58 224H61L60 225V227H62V228H67L68 229V232H67V230H66V232H67V234L69 233V232H71V231H74V230H76V234H78V235H76L75 233H72L69 237H70V240H69V238H68V242L65 240V238L63 237V238H61V235H60V233L62 232L63 234L65 233L66 234V232H65V229H62V228H60V230H56L55 229V234L56 235H54V236H51L52 235V231L53 230H49L48 231V229H46V228H44V224H45V222H42V221H40V215H41V218L43 219V221H48L49 220V218H52V216H50L49 215ZM98 213V214H97ZM102 213H104L103 215L105 216V217H103V215H102ZM107 213V214H106ZM109 213V214H108ZM110 213H111V217H110ZM176 213V214H175ZM240 213V214H239ZM249 213H251L250 215H249ZM12 214V215H11ZM44 214H47V220H46V216H44L43 217V215ZM71 216H70V215ZM73 214H75V215H73ZM173 216H172V215ZM177 214L179 215V217L177 216ZM182 214H187V219H185V220H187L188 222H192V224L190 225H186V223L185 222H183V220L181 219V218H183L182 217ZM229 214H230V211H229ZM234 214H235V217H234ZM17 215V218L20 220V221H18V219L15 217ZM49 215V216H48ZM83 216L84 217V220L86 219V221L85 222H83V221H81V218H80V216ZM125 215V216H124ZM156 215H157V217H156ZM159 215H160V217H159ZM242 215H244V218L242 217ZM253 215V216H252ZM35 216V217H34ZM69 216H70V218H69ZM73 216V217H72ZM94 216H95V218H94ZM108 216V217H107ZM119 216V217H118ZM124 217V219H122V217ZM250 216V217H249ZM14 217H15V219H17V221L14 219ZM72 217V218H71ZM75 217H77V220L78 219H80V223L82 224V226H80L79 225V228L78 227H75V225L74 224H77L78 225V223L76 222V219H75ZM88 217V218H89ZM112 217H114L115 219H113ZM147 217V218H148ZM162 217V218H161ZM173 217H175V218H173ZM262 217V218H261ZM22 218V219H21ZM37 218H39V219H37ZM45 218V219H44ZM52 218V219H53ZM71 220V222H73V220H75L74 221V223H70L69 222V220ZM102 218V219H101ZM108 218V219H107ZM210 218V219H209ZM217 218H218V220H217ZM220 218V219H219ZM236 218V219H235ZM23 219L24 220H26V222H24V223H22L23 222ZM34 220L33 222L31 221V220ZM41 219V220H42ZM121 219V220H120ZM136 219V218H135ZM212 219L214 220V221H212ZM251 219V220H250ZM6 221L5 223L3 222V221ZM39 220V221H38ZM60 220V221H59ZM82 220H83V218H82ZM97 220H98V223L100 224L103 220V222H107L105 225H103V222H102V227H100L101 226V224H100V226H99V224L97 223ZM120 220V221H119ZM124 220V221H123ZM182 220V221H181ZM211 221V226H210V224H209V222ZM219 221L220 220V222H218V223H215V221ZM239 220V221H238ZM257 220V223H255V221ZM16 221V222H15ZM37 221V222H36ZM69 222V223H67V222ZM114 221V222H113ZM116 221V222H115ZM117 221H119L120 223H118ZM123 221V222H122ZM129 221V222H128ZM166 221H167V223H168V226L166 225ZM206 221V222H205ZM251 221H253V222H251ZM22 224H21V223ZM27 222L30 224V225H32L31 227H30V225L29 224H27ZM34 222L35 223H37V224H34ZM38 222H40L39 224H41L42 225V223H43V225L41 226L40 225V227H39V224H38ZM49 222H50V220H49ZM48 222V223H49ZM55 222V223H56ZM65 222L68 224V226L67 225H65ZM110 222V223H109ZM113 222V223H112ZM176 222V221H175ZM207 222H208V226H210V227H212V229H214L213 230V234L210 232V231H212V230H210L209 228H208V226H207ZM234 222V221H233ZM259 222H260V224H259ZM1 223H3L2 225H1ZM7 223H9V222H7ZM14 223H15V225H14ZM16 223L18 224V223H20V224H18L17 226H16ZM53 222H50V224H51V227H55V225H53L52 224ZM57 223H56V226H57ZM92 225H91V224ZM94 223V224H93ZM115 223H117V224H115ZM136 223V222H135ZM156 223V222H155ZM178 223V222H177ZM194 223V224H193ZM202 223V224H201ZM220 223V224H219ZM231 223V222H230ZM245 223V224H244ZM28 226H27V225ZM50 224H49V226H50ZM98 225L99 226V228H97V226H96V230L97 231H103L105 234H106V232L108 231H106V228L104 229V227L106 226L107 227V229H109L110 228V226H111V228H110V230L108 231V232H110L109 234H108V236H107V234H106V236L105 235H103V234H101V235H98V233H101V232H96L95 234H97L100 238H102V239H105L104 241L101 239L100 240V238L99 237H97V235L96 236H94V237H92L93 235L92 234H94L93 232H92V234L90 235V232L92 231V228L93 229H95V227H93V225ZM121 225V226H119V225ZM122 224H123V226H122ZM125 224L127 225V226H125ZM133 226V229L131 230V228H132V226ZM203 225V227H204V225L206 224V226L205 227H207L209 230H205L204 231V229H203V227L202 228H199V226L198 225ZM215 224V225H214ZM235 224V223H234ZM255 224V225H254ZM22 225V227H20ZM48 224L46 223V226H47ZM53 225V226H52ZM63 225H65V226H63ZM72 225V226H71ZM90 225H91V227L92 228H90ZM129 225V226H128ZM136 225V224H135ZM161 225H162V223H161ZM195 225V226H194ZM200 225V226H201ZM214 225V226H213ZM243 225H245L246 227H244ZM259 225H261V227L259 226ZM18 226H19V228H18ZM29 227L28 228V230L29 231H33V229H34V231H33V233L34 234H31L32 232H30V234L31 235H27L28 233H29V231L27 230V228H25V227ZM35 226H36V228H35ZM108 226H109V228H108ZM125 226V228H123ZM263 226H264V224H263ZM18 228V229H15V228ZM45 229H43V228ZM51 227H49V228H51ZM71 227H73V228H71ZM114 227V228H113ZM116 227H118V229L116 228ZM127 227H131L130 229L129 228H127ZM172 227V226H171ZM178 227V228H177ZM180 227V228H179ZM204 227V228H205ZM217 227V228H216ZM236 227V228H237ZM23 229V231H21V233H22V235L24 234L25 235V233H26V235H27V237H25L24 235L22 236V235H19V232H17V230L19 231L20 229ZM31 228V229H30ZM47 228H48V226H47ZM53 228H51V229H53ZM89 228V229H88ZM127 228V229H126ZM137 228V227H136ZM199 228V229H198ZM206 228V229H207ZM235 228V227H234ZM258 228H259V230H258ZM260 228L262 229V231L260 230ZM8 229H11V231H13L14 229V231H16L17 232V234H16V232H14L13 231V233H12V235H11V233H9L8 232ZM21 229V230H22ZM40 230V232L38 233L39 235H35V233H37V231L36 230ZM57 229H59V225H58V228ZM71 229H73V230H71ZM77 229H80V230H82V231H77ZM99 229V230H98ZM102 229V230H101ZM112 229H114L113 231H112ZM121 231H120V230ZM128 229H129V231L131 232V233H129L128 232ZM215 229H216V234L214 233L215 232ZM231 229H233V227L231 228ZM46 230L48 231V235H49V237L51 238L50 240H54L53 242H55V240H61V244H58L57 242L58 241H56L55 243L56 244H54L52 241H50V240H48V241H50V243L48 244V241L45 243L44 242V244L42 245V242L43 241H45L44 240V238H43V235H41L42 234V232H43V234L46 232ZM125 230H127V231H125ZM249 230H251V231H249ZM252 230H255V232L257 231H260L259 233L260 234H258L257 232L255 233L254 231H252ZM10 231V230H9ZM122 231H124L125 233H123ZM209 231V232H208ZM250 233V232H252V236L254 237V241H256L257 239L256 238H258V236H259V238H258V240H260V244L262 245V249H261V245H260V249L262 250V252H260V249L258 248L259 247V244H258V246L255 244V243H257V241L256 242H254L253 241V239H251V237L249 236V235H247L246 233H248V232ZM58 232H60V233H58ZM82 232V233H81ZM102 232V233H103ZM114 232H118V233H120L121 234V232L123 233L122 234V236L123 235H126V236H129V238H131L130 240H131V242L129 241V238L127 237V239H128V241L130 242H126V243H124L126 240H123V239H126L125 238V236H123L122 238L121 237H117L118 239L116 240V243H117V241H118V243H117V245L115 244V242H111V240H110V238H109V235L111 234V238H114V237H116V233H114ZM261 232H263V233H261ZM47 233V232H46ZM45 233V234H46ZM50 233H51V235H50ZM57 233H58V235H57ZM209 233H211L212 235H211V238L212 239H210V240H208L207 239V237H206V235L207 234H209ZM10 234V235H9ZM64 234V235H65ZM82 235V241H84V237L83 236H85V237H88L89 239H92V238H94V239H92L91 240V244H90V240L87 238H85V240H89L87 243L84 241V242H81L80 240H79V238H80V236ZM119 234V235H120ZM136 234H137V231H136ZM222 234V236H221V239L220 240H222V244L224 245V247L226 248L227 247V244H226V238L225 237H227V235H228V237L230 238V242H229V246H231L232 244H234V245H232L231 247H229L228 249H226V250H228V251H226V250H223L222 248H224L223 246L221 247H218L219 245H220V243L217 241V240H214L215 238H213L214 236L216 237L217 235H221ZM225 234V235H224ZM254 234H256V236L254 235ZM258 234V235H257ZM262 234V235H261ZM34 235V236H33ZM47 235V234H46ZM45 235V236H46ZM114 237H113V236ZM135 237H133V236ZM224 235V236H223ZM235 235H237V234H235ZM22 236V238L20 239V237ZM59 238H57V237ZM77 236H78V238H77ZM104 236V237H103ZM47 237V236H46ZM48 237V238H49ZM56 239H55V238ZM96 237H97V239H96ZM222 237H224V239L222 238ZM256 237V238H255ZM27 238V240H25V239ZM38 238H39V241H38ZM40 238L41 239H43V241H41L40 240ZM98 238H99V240H100V242L98 241ZM217 239H219L218 238V236L216 237ZM23 239V240H22ZM30 239V240H29ZM36 239V240H35ZM46 239V238H45ZM65 241H64V240ZM78 239V240H77ZM96 239V240H95ZM134 239H136V240H134ZM137 239H139L138 241H137ZM228 239V238H227ZM237 239V240H236ZM239 239H241L240 241H242V244H241V242L239 241ZM32 240H33V242H32ZM63 240V241H62ZM108 240V243H110L111 242V244H112V249H114V250H111V249H109V248H111L110 246H107V245H111V244H108V243H106V241ZM114 240H115V238H114ZM113 240V241H114ZM133 240L135 241V243L136 242H139L138 244L136 243V244H134V249L135 248H138V245L141 243V245H139V247H141L140 248V250L143 248L144 249V252H143V250H141V252L142 253H140V251H139V253H138V250H132V248H133V245H132V243H134L133 242ZM176 240V241H175ZM229 240V239H228ZM27 241H29V242H27ZM35 241V242H34ZM156 241V240H155ZM171 241V240H170ZM212 241V242H211ZM246 242V243H244V242ZM39 242V243H38ZM60 242V241H59ZM69 242H71V247H67V245H69L70 246V244H69ZM79 242V243H78ZM97 242V243H96ZM102 242L104 243V245H105V249H106V247L109 249V253L108 254H106L107 253V251H105L104 249L102 250L103 252H105L104 254H103V252L100 250L102 247L100 246V243L102 244ZM186 244H185V243ZM240 242V243H239ZM262 242H264V239L262 240ZM27 243H30V244H27ZM51 243H52V246H53V244L54 245H58V247L56 248V246L54 247L53 246V248H51L50 246H51ZM78 243V244H77ZM83 243H86V244H83ZM93 243H94V245H93ZM217 244L216 245V248H215V250H213V248L215 247V244ZM238 243V244H237ZM1 244H2V246H1ZM7 244V245H6ZM13 244H15V246H13ZM18 244V245H17ZM27 246H26V245ZM33 244V245H32ZM46 244H47V248L48 249H45V247H43L44 245L46 246ZM63 244V245H62ZM64 244H66V245H64ZM72 244H74V246L72 245ZM85 247H83L82 245ZM89 244V245H88ZM124 244L125 245H127V246H125L124 247ZM131 244V247L130 246H128V245H130ZM209 244L211 245V247H212V250L211 249H208L210 246H209ZM237 244V245H236ZM239 244H241L242 246H239ZM264 244V243H263ZM36 245V246H35ZM41 245H42V247H41ZM50 245V246H49ZM60 245V246H59ZM81 247H80V246ZM88 245V246H87ZM90 245H92V246H90ZM101 247V248H99V246ZM103 245V244H102ZM104 245H103V247H104ZM135 245H137V247L135 246ZM187 245V246H186ZM212 245H214V246H212ZM18 246L19 247H21L22 246V248H18ZM24 246H26L27 247V249H25V247ZM35 246V248H33V247ZM79 248H77V247ZM114 246H115V248H114ZM118 246V247H117ZM209 246V247H208ZM11 247V248H10ZM65 247V248H64ZM74 247H76L78 250L76 251V248H74ZM88 247V248H87ZM204 247V248H203ZM210 247V248H211ZM4 248V249H3ZM42 250H44V252L43 251H41V253H39L40 252V250L41 249ZM61 248H63L62 250H61ZM74 249V252H73V249ZM83 249L82 251H81V253H80V249ZM90 248L92 249V250H90ZM95 248V249H94ZM99 249V252H96V251H98V249ZM124 248H126V252H125V250H124ZM219 248V249H218ZM21 249V250H20ZM58 251H57V250ZM69 249H71V250H69ZM86 249V250H85ZM188 249V250H187ZM208 249V250H207ZM233 249V250H232ZM8 250H9V252H8ZM34 250H36L37 251V253H36V251H34ZM53 250H56V251H53ZM65 250V251H64ZM88 250H90L89 252H88ZM201 250H203L205 253H203ZM207 250V251H206ZM219 250V251H218ZM259 250V252H257ZM12 251H16V252H13V254L11 253ZM18 251V252H17ZM28 251V252H27ZM30 251V252H29ZM51 251V252H50ZM59 251L60 252H62L63 253V257L61 256H59V255H61V253H59ZM92 251H94V253L92 252ZM113 251V252H112ZM197 251H200L199 253H197ZM208 251H210V252H208ZM216 251L218 252V254H216ZM225 251V252H224ZM53 252V253H52ZM55 252H57V254H58V256H57V254H54ZM68 252V253H67ZM70 252H73V253H75V254H71ZM83 252H84V254L85 253H89L88 255H90L91 254V261H90V257L88 258V255H84L83 254ZM117 252V254H115ZM125 252V254H123ZM129 254H128V253ZM192 252L195 254V255H193L192 254ZM207 252V253H206ZM227 252V253H226ZM8 253V257L9 256H11V258L9 257H6L5 255ZM11 253V254H10ZM44 253V255H45V253H46V255H47V257H46V255L45 256H43L42 254ZM96 253H98V254H96ZM100 253L103 255V257H102V255L99 257V255H100ZM110 253L113 255V257L111 258V256H110ZM214 253V255H211V254H213ZM259 253V254H258ZM10 254V255H9ZM14 254H16V255H14ZM17 254H21L20 256H18L17 257ZM24 254V255H23ZM69 254V257H67V255ZM81 254V256L82 255H84L85 257H87V258H85L84 256H82L83 257V261H82V257H80L79 258V255ZM93 254V255H92ZM105 254H106V256H105ZM119 254H122V255H119ZM261 254V255H260ZM28 255V256H27ZM41 255V256H40ZM49 255V256H48ZM52 256V258H51V256ZM64 255H66V257L64 256ZM107 255H109L110 257H108ZM123 255H125V256H123ZM128 255V256H127ZM15 256V257H14ZM23 256V257H22ZM40 256V257H39ZM95 256L97 257L96 259H95ZM121 256V257H120ZM195 256H196V258H195ZM221 256V257H220ZM24 257H26V262H25V260H24ZM28 257V258H27ZM33 259H31V258ZM44 257V258H43ZM57 257V258H56ZM125 259V260H123V258ZM128 257H129V259H128ZM134 257V258H133ZM192 257H194L195 259H193ZM204 257V258H203ZM214 257V258H213ZM219 257V258H218ZM12 258H14V259H12ZM16 258V259H15ZM17 258H19V260H20V262H19V260L17 259ZM29 258L31 259V262L30 261H27V260H29ZM48 258H50V259H48ZM54 258H56L55 259V261H54ZM74 258V259H73ZM76 258V259H75ZM103 258V259H102ZM104 258H105V260H104ZM108 258V259H107ZM120 258H121V260H120ZM130 258L132 259V260H130ZM199 258H200V260H199ZM236 258V259H235ZM22 259V260H21ZM42 259V260H41ZM51 259H53V260H51ZM64 259H65V261L66 262H68V263H66L65 261H64ZM68 261H67V260ZM113 259V260H112ZM137 261H136V260ZM203 259V260H202ZM206 259V260H205ZM234 259V260H233ZM41 260V261H40ZM45 260H46V262H45ZM48 260H50V261H48ZM71 260H73V261H71ZM88 260V261H87ZM210 262H209V261ZM235 260H236V262H235ZM5 261V262H4ZM15 261H16V263H15ZM83 263H82V262ZM127 261V262H126ZM128 261H131V262H128ZM134 261V262H133ZM199 261V262H198ZM206 261V262H205ZM234 261V262H233ZM237 261H238V263H237ZM49 262V263H48ZM53 262H55V263H53ZM56 262H59V263H56ZM86 262V263H85ZM93 262V263H92ZM111 262V263H110ZM196 262H198V263H196ZM218 263V261L217 260H215L214 261V264H219ZM27 264V263H26ZM70 264V263H69ZM240 264H242V263H240Z\"/></svg>", "mask_w": 264, "mask_h": 264}, {"label": "bare ground", "instance_id": "2", "mask_svg": "<svg viewBox=\"0 0 264 264\" xmlns=\"http://www.w3.org/2000/svg\"><path fill=\"white\" fill-rule=\"evenodd\" d=\"M1 1V0H0ZM2 1H5V2H3V3H0V21H4V20H10V22L12 21V20H21V19H25L26 18V16H32V14L31 13H26L25 12V14L24 15H22L23 17H21V18H16L15 17V14H17V12H16V10H21V9H23L22 11L24 12L25 10L24 9H28L29 10V12H31L30 10H33V11H35V12H45V13H43V15L46 17V11H48V9L46 8V7H52V8H54V7H58V10H59V8H61L62 10L63 9H69V8H71V6L72 5H74V6H76L77 8H75V10L77 9H83L84 7H87L88 5H91V6H93V5H97L98 3L96 2V0H20V1H22V3H24L25 5H23L22 3H19V5H18V0H9V3H8V1L7 0H2ZM101 1H104L103 2V6L104 7H106V10H109V9H112V8H114V6H115V0H101ZM180 2H181V4L182 5H184V6H186V9H187V7H191V8H193V9H197L199 6H200V4H201V0H179ZM179 1L177 2V3H179ZM239 1L240 0H216V2H217V4H219V5H221V6H228V7H241L242 6V3H239ZM7 2V3H6ZM121 2V1H120ZM119 2V3H120ZM126 2V1H125ZM173 2H174V0H173ZM28 6H27V5ZM127 4H128V2H127ZM180 4V3H179ZM31 5H34L33 7L31 6ZM98 5H100V4H98ZM119 5V4H118ZM120 5H121V3H120ZM8 6V7H7ZM7 7V8H6ZM35 7V8H34ZM69 7V8H68ZM116 7V9H118L119 7H117V5L115 6ZM121 7V6H120ZM179 7V6H178ZM177 7V8H178ZM74 7L72 6V9H73ZM190 8V9H191ZM71 9V10H72ZM119 9H121V8H119ZM11 10H15V11H11ZM28 10H27V12H28ZM55 10L57 11V9L55 8ZM54 9H53V11H55ZM61 10V11H62ZM115 10V9H114ZM122 10H123V8H122ZM32 11V12H33ZM50 11H51V9H50ZM80 11H84L83 12V14L85 13V9L84 10H80ZM88 11V10H87ZM86 11V12H87ZM97 11V10H96ZM96 11L95 10H93L92 12H91V10H90V13H93V12H95L96 13ZM102 11V10H101ZM113 11V10H112ZM130 11V10H129ZM128 11V12H129ZM136 11V10H135ZM135 11L133 10V12L135 13ZM20 12V11H19ZM18 12V13H19ZM57 12H59V11H57ZM65 12H67V10H65ZM78 12V11H77ZM76 12V13H77ZM89 12V11H88ZM88 12L86 13L87 14V16L88 15H90V16H95L94 17V20H95V18L96 17H99V15L97 16V15H95V14H88ZM104 12V11H103ZM159 12V11H158ZM68 13V12H67ZM73 13V12H72ZM75 13V14H76ZM79 13V12H78ZM77 13V14H78ZM97 13H100L99 11L97 12ZM105 13V12H104ZM106 13H107V11H106ZM108 13H109V11H108ZM129 13H132V10H131V12H129ZM128 13V14H129ZM134 13H132L133 14V17L132 18H134L135 16H134ZM151 13V12H150ZM157 12H155V14H156ZM176 13V12H175ZM19 14H23L22 12H20ZM38 14V13H37ZM69 14H70V12H69ZM83 14H82V17H84L83 16ZM101 14V13H100ZM113 13L111 12V15H112ZM138 14H140V13H138ZM142 14H143V12H142ZM145 14H146V12H145ZM162 14V13H161ZM160 14V15H161ZM65 15V14H64ZM63 15V16H64ZM85 15V14H84ZM116 15V14H115ZM118 15V14H117ZM122 15H127V14H123L122 13ZM122 15H120V17H118V16H104L103 17V21H104V19L105 18H107V17H110V18H114V19H117L116 21H114V20H110L109 22L110 23H106V24H109V25H111V27H113V28H111L112 30H115V32L114 33H111V37L109 36V38H107V37H105V38H102L101 39V41H102V44H98L97 45V47L99 46V47H101L102 49L99 51V54H98V57L99 58H103V59H110L109 60V64H107V66L106 65H104V66H102L101 68H100V70H98L99 71V73L100 72H102V77H95V75H94V77H93V81L91 82L90 81V78H86L87 79V81H85L87 84V86L86 85H83L82 84V78H78V79H76L77 81H76V83L73 81L74 79L72 78V84L70 83L71 81L70 80H68V76L67 77H63V76H60V75H58V74H56V75H53V78H51L50 80H48V82L50 83V84H48L49 85V87H48V89H50L51 90V88L50 87H56V89H57V87L58 88H60V90L62 91L61 93H62V95L59 97H57L56 98V96H53L51 93L50 94H38L39 92H34V91H32L33 89H36L37 87H38V85H40V84H42V78H44V77H42V76H44V74L43 73H41V75L38 77L39 79H27V80H25L26 78H25V76H24V79L23 80H21V83L18 85L19 86V88H23V90L24 89H27V90H29V91H32V92H29V93H27V95H26V99L24 100L22 97V93L24 92V91H26V90H24L23 92H18L17 91V88L16 87H14V90H15V92L13 93L12 92V94H11V92H7L8 94H10V96H4V95H0V101L1 100H6V99H9L10 101H11V104L12 103H14V104H16V105H20L22 102H26V107H27V109L29 110H27L28 111V114H27V116L26 115H23L22 117L23 118H25V117H30V118H33V119H35V123H33L32 125H33V127H34V125L37 123L36 122V120L37 119H39V120H42V123H46V121L47 120H45V119H49L50 117H49V114L48 115H45V114H43L44 113V111H45V109L48 107L49 109H51V111L53 110V114H55L56 113V116H52V118H54L55 117V120H56V118H57V120H58V118L60 117V116H62V115H64L65 116V114H67L65 117H64V120L63 121H65L67 118V116H72V118L74 117V116H77V114H81V118L82 117H84V118H87V116H88V113H89V110H91V108H92V110L91 111H93V109H94V114H96L97 116L99 115L100 116V118L101 117H103V118H109V119H112L113 121H112V123H114L116 126H114V124H111V127L109 126V123H111V121L109 122V121H106L107 119H105V121L108 123H106V124H104V122L103 123H101V125H100V123L99 122H97V123H99V125L101 126L100 128H99V125H98V129H100V131L102 132V134H100V132H99V134H100V136L98 135H96L97 136V139H96V137L94 138L95 139V141H96V143H94L95 141H94V139H93V141L94 142H90V143H94V145H96L95 147H94V149L96 148V149H98V153L97 154H99V151H100V153H101V150H99L100 148H102L103 149V147L105 146V147H107V145L109 144V143H111V147L112 146H115L114 144L117 142L116 140L119 138V136L121 135V133L120 134H118L117 133V130L119 131V127H118V129L116 130H114L113 129V131H115L114 133H117L119 136H118V138L113 142V140H114V138H113V136L112 135H110V133H109V131L113 128V127H117V126H121V125H124L125 124V120H127L128 121V119H125L126 118V116H127V114L128 113H130L132 110H131V105H133V104H135V105H133L132 106V108H139V106H140V104L142 103V100H143V95H144V91H143V88L144 87H146V86H148V90H149V88H150V91H151V96L153 97L152 98V100H153V103H154V111L155 112H157L158 114L160 113L161 115H163V117H165V119H167V123H169V124H171L170 126H171V128H172V126H175V127H177L178 125L177 124H179L178 123V121H180V120H178L179 118L181 119V122H183L182 124H184V121H183V119L185 120V119H187V118H185L186 116H184L183 115V110L181 109V107H177V106H175L174 105V100L175 99H173L174 98V93H173V95L171 96V94L169 93V91L168 90H170V89H168V84H171L170 83V80H172V79H168L169 80V82H168V80L167 81H160L159 79L161 78H164L165 77V75H161L162 77H156V75H154V73L153 72H156L157 70H155V71H152L151 69V74L149 75V64L147 65V64H145V63H143L141 60H149V61H154V63L157 65V64H161V68H162V70L163 69H165L166 68V62H168V60L166 59V57H164V55H162L160 52H156L155 51V48L153 49V48H147V47H145V46H142L141 44H135V46H129L130 45V43H131V45H132V42H133V44L135 43L134 42V40L135 39H140V37H141V32L142 31H144L145 29L144 28H146V27H149L150 25V23H152V22H148V21H145V20H142L141 19V17H139L138 19L139 20H132V19H128V17L126 18H124V17H122ZM157 15H159V13L158 14H156V16ZM159 15V16H160ZM166 15V14H165ZM175 15V14H174ZM43 16V17H44ZM58 16H61V15H58ZM67 16H68V14H67ZM71 16V15H70ZM70 16H68V17H70ZM75 16H77V15H75ZM86 16V15H85ZM86 16V17H87ZM127 16H129V15H127ZM142 16V15H141ZM151 16H152V13H151ZM155 16V15H154ZM167 16V15H166ZM42 17V18H43ZM66 17V16H65ZM64 17V18H65ZM68 17H67V19H68ZM72 17V16H71ZM74 17V16H73ZM77 17H80L79 16V14H78V16ZM82 17H80V20L82 19ZM100 17H101V15H100ZM100 17H99V20H100ZM122 17V18H121ZM163 17V16H162ZM161 17V18H162ZM165 17V16H164ZM163 17V18H164ZM170 17H172V16H170ZM200 17L202 18V16L200 15ZM41 18V17H40ZM75 18V17H74ZM89 18H91V17H87V18H85V19H89ZM136 19H137V16L135 17ZM134 18V19H135ZM145 18V17H144ZM173 18V17H172ZM190 19L189 20H192L193 21V24L192 25H189V27H191V28H188L187 26L185 27V26H183V25H185L186 23H183V25H180V23L179 22H177L176 20H174V22H175V24H174V26L173 27H170V28H173V30H175L174 31V33L172 32V29H171V32H172V36L173 37H181V40L180 41H182V39L184 40L183 42H180V44H175V46L173 47V50H174V52L176 53V56H177V58H178V60H179V64H180V66L179 67H181L180 68V70H179V73L181 72V69L183 70V72H185V73H188L185 77L188 79V81L192 84L193 83V92H194V94H193V96H192V98L190 99V103L188 104V102L185 104V105H183L182 107H184L183 109L186 111V113L188 112V111H191V115L190 116H188L189 118H193L195 121L197 120V123H194L193 124V129H192V133L193 134H195V135H192V136H195L196 137V140L197 141H199V144H200V147L199 148H195L194 146H193V144H190V149L192 150V154L194 155L195 154V157H197L203 164H204V167L206 166V168H209L208 169V172L210 173V170H211V168H212V170H211V172H213V169L216 171L217 170V172L219 171L218 169H220V168H222V166H223V168H226L227 170L230 168V169H232L233 170V172L235 173H233L234 175H235V177H232V178H235V180H238L239 181V179H241V177L242 178H244V177H246V174H242V176H239L238 174H240V172H244V170L246 171L247 170V167H245L246 165H243V163L244 162H247V164H248V162H251L250 161V158L253 160V158H255V156H253V155H251L250 154V151L248 150V149H252V150H256V149H259L258 151H260L261 153L263 152V149H264V92L262 91V89H261V84H260V82H262L261 80H260V82H259V84H260V86L258 85V83H250L247 79H246V77H247V74L243 71H240L239 69H243L244 67H246V66H252V67H254V69H253V71L254 72H252V76H254V78L256 79V81H258V77H259V75L260 74H263V72L262 73H260V69H262L261 68V66H264V45H262L261 43H255V42H253L251 39H248V38H246L245 39V37H239V36H237V35H233V34H223V33H221L220 31H217V30H214V29H212L211 27H207V25L205 24L206 23V21L204 20L203 22L200 20V18L198 17V15L197 14H195V15H192V14H190V17H189ZM66 19V20H67ZM72 18H70V20H71ZM77 19H79V18H77ZM92 20H93V18H91ZM148 19V18H147ZM31 20V19H30ZM33 20V19H32ZM65 20V19H64ZM63 20V21H64ZM69 20V19H68ZM69 20V21H70ZM76 20V19H75ZM107 20V19H106ZM109 20V19H108ZM107 20V21H108ZM153 20V19H152ZM188 20V19H187ZM29 21V20H28ZM24 22L25 24H27V23H29V22ZM98 21V20H97ZM101 21V20H100ZM99 21V22H100ZM102 21V22H103ZM163 21H164V19H163ZM167 21V20H166ZM170 21V20H169ZM168 21V22H169ZM172 21V20H171ZM13 22L14 21H12L11 23H12V25L11 26H13V25H16V22L13 24ZM78 22H80V21H78ZM78 22H77V24H78ZM81 22H82V20H81ZM101 22V23H102ZM132 22H135V23H137V25H138V27H132L131 26V23ZM167 22V23H168ZM190 22V21H189ZM33 23H36L35 21H33ZM167 23H165V24H167ZM170 23V22H169ZM21 24V23H20ZM25 24L23 25V26H25ZM30 24H31V22H30ZM63 24V23H62ZM70 24V23H69ZM154 25H155V22L153 23ZM160 24L162 25L163 23H161L160 22ZM19 25V24H18ZM34 25V24H33ZM33 25H31V26H33ZM66 25V24H65ZM80 25V24H79ZM81 25H83V24H81ZM80 25V26H81ZM96 25H97V23H96ZM99 25V24H98ZM97 25V26H98ZM159 25V24H158ZM168 25V24H167ZM26 26H29V24L28 25H26ZM97 26H96V28H97ZM151 26H153V25H151ZM156 26V25H155ZM14 27V26H13ZM20 27H21V25H20ZM75 27V26H74ZM79 27V26H78ZM82 27V26H81ZM80 27V28H81ZM158 27V26H157ZM160 27V26H159ZM150 28V27H149ZM11 29V28H10ZM15 29H17V28H15ZM76 29H77V27H76ZM83 29H84V27H83ZM92 29H94V28H92ZM98 29H99V27H98ZM101 29V28H100ZM103 29V28H102ZM152 29H154L153 27H152ZM0 30H1V28H0ZM11 30H14V28H12ZM19 30V29H18ZM16 31V30H15ZM23 31V30H22ZM21 31V32H22ZM25 31V30H24ZM80 31V30H79ZM108 31V30H107ZM169 31V30H168ZM11 32V31H10ZM19 32V31H18ZM85 32H87V31H85ZM13 33H15V32H13ZM12 33V34H13ZM165 33H167V32H165ZM5 34V33H4ZM4 34H1V35H4ZM109 34V33H108ZM144 34V33H143ZM8 35V34H7ZM110 35V34H109ZM166 35V34H165ZM171 35V34H170ZM239 35V34H238ZM105 36V35H104ZM143 36V35H142ZM146 36H147V34H146ZM167 36H168V33H167ZM149 37V36H148ZM2 38V37H1ZM25 38V37H24ZM90 38H92V36H90ZM95 38V36L93 37V39ZM96 38H98V37H96ZM100 38V37H99ZM147 38V37H146ZM172 38V37H171ZM134 39V40H133ZM168 39V38H167ZM14 40V39H13ZM94 40H96V39H94ZM128 40H132L131 42H129ZM160 40V39H159ZM16 41V40H15ZM18 41V40H17ZM29 42V41H28ZM98 42H99V40H98ZM129 42V43H128ZM145 42V41H144ZM169 42V41H168ZM173 42H176V41H173ZM189 42H190V44H189ZM10 43V42H9ZM148 43V42H147ZM146 43V44H147ZM177 43V42H176ZM12 44V43H11ZM174 44V43H173ZM8 45V44H7ZM39 45V47H41V45L40 44H38ZM37 45V46H38ZM90 45H91V43H90ZM89 45V46H90ZM190 45V46H189ZM7 48V47H6ZM10 49H12L13 50V48H12V46L10 45V47H9ZM44 48V47H43ZM43 48H41V50L43 51L42 53H44V51L45 50H43ZM5 49V48H4ZM8 49V48H7ZM34 49V48H33ZM45 49V48H44ZM36 50V49H35ZM38 50V49H37ZM36 50V51H37ZM40 50V49H39ZM225 50H226V52H225ZM6 51V50H5ZM1 52V51H0ZM3 52H4V50H3ZM8 52H10V51H8ZM8 52H5V53H8ZM31 52H32V50H31ZM40 52V51H39ZM47 52H49V51H47ZM170 52H171V50H170ZM11 53V52H10ZM10 53L8 54V56L10 55ZM33 54H35L34 53V51L32 52ZM36 53H38V52H36ZM41 53V55H42V57H49V55H47V56H45V54H42ZM2 54V53H1ZM21 54V53H20ZM19 54V55H20ZM27 54V53H26ZM49 54V53H48ZM174 54V53H173ZM172 54V55H173ZM21 55H23V53L21 54ZM28 55H31L30 54V52L28 53ZM37 55H39L40 56V54H37ZM172 55H170V56H172ZM24 56V55H23ZM31 56H33V55H31ZM169 56V57H170ZM47 57V59L50 61V59ZM91 57V56H90ZM90 57L88 58V57H86L87 59H90ZM43 58V59H44ZM93 58H94V56H93ZM99 58H98V60H99ZM132 58H135V63L133 64V60H132V63H130V61H128L129 59H132ZM175 58V57H174ZM1 59V58H0ZM169 59V58H168ZM47 60V62H48V64H49V61ZM93 60V59H92ZM58 61H61V60H59L58 59ZM91 61V60H90ZM100 61H102V63H103V61H105L104 63H106V61L107 60H100ZM2 62V61H1ZM0 62V63H1ZM95 62V61H94ZM127 62H129L130 64L128 65V63ZM159 62V63H158ZM161 62V63H160ZM57 64H59L58 62H56ZM55 63V64H56ZM87 63V62H86ZM90 63V62H89ZM101 63V62H100ZM55 64H53V65H55ZM56 64V65H57ZM60 64H61V66H62V63L60 62ZM59 64V65H60ZM178 64V63H177ZM50 65H52L51 63H50ZM53 65H52V67H53ZM58 65V66H59ZM84 65V64H83ZM82 65V66H83ZM102 65V64H101ZM81 66V67H82ZM96 66V68H98L99 69V67H100V65H95ZM29 67V66H28ZM57 67V66H56ZM156 67V66H155ZM179 67L177 66V73H178V69H179ZM92 68V67H91ZM93 69H95V68H93ZM153 69V68H152ZM167 69V68H166ZM165 69V70H166ZM60 70V69H59ZM168 70V69H167ZM263 70V69H262ZM57 71V70H56ZM95 71V70H94ZM60 72H62L61 70H60ZM59 72V73H60ZM149 72V73H148ZM160 72H161V70H160ZM166 72V71H165ZM22 73H24V71L22 72ZM32 73H33V71H32ZM63 73V72H62ZM98 73V72H97ZM96 73V75H98ZM147 73H148V75H147ZM163 73V72H162ZM178 73V78H180V79H183L182 78V76H181V74H179ZM182 73V72H181ZM38 74V73H37ZM152 74L155 76V78H153V79H150L151 80V84H149L150 85V87H149V85L148 84H146V86H145V82L147 83V81L148 82H150L149 81V79L148 78H151V77H153L152 76ZM164 74V73H163ZM29 75H30V73H29ZM67 75H69V74H67ZM147 77H146V76ZM185 75V74H184ZM23 75L21 74V77H22ZM33 76V75H32ZM38 76V75H37ZM99 76V75H98ZM146 78H145V77ZM149 76V77H148ZM260 76H262V75H260ZM1 77H3V76H1ZM20 77V76H19ZM70 77V76H69ZM5 78V77H4ZM32 78V77H31ZM167 78H169V76L167 77ZM146 79H147V81H146ZM260 79H261V77H260ZM2 79H0V81H1ZM5 80H7V79H5ZM9 80V79H8ZM7 80V81H8ZM14 80V79H13ZM16 80H17V78H16ZM19 80V79H18ZM17 80V81H18ZM46 80V79H45ZM78 80H81V82L80 81H78ZM85 79H83V81H84ZM92 80V79H91ZM263 80V79H262ZM3 81V80H2ZM70 81V82H69ZM88 81H89V83H88ZM160 81V82H159ZM184 81H186V79H184ZM255 81V82H256ZM19 82V81H18ZM75 84H74V83ZM91 82V83H90ZM108 82V84H106ZM161 82H165L164 84H161ZM173 82V81H172ZM2 83V82H1ZM23 83V84H22ZM77 83H79V85L82 87L83 86V90L85 89L84 87L86 86V87H88V89H90L91 91H92V89H91V86L90 85H92V86H95V92L92 94V92L90 91V90H88V91H90L89 93L88 92H81L80 94H78V96H77V98H75L74 97V95L72 96V93H70V89H72V87L75 85V86H77ZM95 83V84H94ZM159 83H160V85H159ZM89 84V85H88ZM94 84V85H93ZM109 84H110V86H111V88L110 87H108L107 88V90L105 89L106 88V85H108L109 86ZM174 84V83H173ZM172 84V85H173ZM256 84V85H255ZM263 84V83H262ZM250 85V86H249ZM253 85H255V86H253ZM14 86V85H13ZM17 86V87H18ZM41 86V85H40ZM90 86V87H89ZM162 86V87H161ZM1 87H3V86H1ZM0 87V90H1V92H3L4 90L2 89ZM6 88H7V86H5ZM4 87V88H5ZM12 87V86H11ZM11 87L9 88V90L11 89ZM165 87H167L166 88V90H165ZM191 87H192V85H191ZM247 87H249V89L247 88ZM13 88V87H12ZM19 88H18V90H19ZM45 88V87H44ZM44 88L42 89V90H44ZM74 88V87H73ZM110 88V89H109ZM147 88V87H146ZM40 89V88H39ZM48 89H47V91H48ZM171 89H172V87H171ZM248 89V90H247ZM6 90H8V88L6 89ZM8 90V91H9ZM13 90V91H14ZM46 90V89H45ZM49 90V91H50ZM54 90V89H53ZM52 90V91H53ZM59 90V89H58ZM58 90H57V92H58ZM79 90V89H78ZM81 90H82V88H81ZM87 90V89H86ZM147 89H146V93L147 92H149L148 94H150V91H148ZM16 91H17V93H16ZM22 91V90H21ZM48 91V92H49ZM93 91H94V88H93ZM43 92V91H42ZM46 92V91H45ZM54 93L56 92V91H53ZM52 92V93H53ZM246 92H249V93H247V96L246 97H249L250 98V100L252 101V104H253V110L251 111V110H240V109H238V108H236V105H233V103L231 102V101H233L232 99H231V97H232V94L233 93H236L237 95H240V96H243L244 95V93H246ZM6 93V94H7ZM91 93V94H90ZM29 94V95H28ZM58 94H60V93H58ZM82 94H83V96H82ZM81 95V96H80ZM88 95V96H87ZM94 95V96H93ZM90 96H91V103H90V101H89V103L90 104H87L88 103V99L90 100ZM150 96V95H149ZM80 97V98H79ZM88 97V99H85V98H87ZM92 97H94V98H92ZM178 97V96H177ZM180 97V96H179ZM23 99V100H22ZM178 99V98H177ZM184 99V98H183ZM182 99V100H183ZM85 101H87L86 103H85ZM178 102H180L179 100H178ZM237 102V101H236ZM3 103H5V102H3ZM3 103H1V104H3ZM9 103V102H8ZM67 103H69V104H71L70 106H69V109L71 108V106H73L72 108L74 109V108H76V109H81V111H79L78 113H69V112H63L65 109H66V107H68V106H65V104H67ZM76 104V107H74V105ZM133 103V104H132ZM176 103V102H175ZM183 104L185 103V102H182ZM6 105H7V103H5ZM40 105V104H42V106L40 107V108H42L43 107V109H44V111L43 110H40L39 111V108H38V110H36V109H34L33 108V105ZM234 104H236V103H234ZM6 105H3L2 106V109L3 110H5L6 109ZM9 105V104H8ZM7 105V109H8V113H9V106ZM68 105V104H67ZM182 105V104H181ZM47 106V107H46ZM65 106V107H64ZM79 106V107H78ZM5 107V108H4ZM17 108L16 106H14V105H12V107H10V109H12V108ZM19 107V106H18ZM25 107V106H24ZM78 107V108H77ZM153 107V106H152ZM83 108H86L85 110H87V112L83 109ZM90 108V109H89ZM18 109V108H17ZM60 109L62 110L61 112H59L60 111ZM73 109H70V110H73ZM79 109V110H80ZM83 109V110H82ZM133 109V110H134ZM3 110H2V113H4L3 112ZM14 110L15 109H13V112H14ZM68 110V109H67ZM131 110V111H130ZM144 110V109H143ZM142 110V111H143ZM18 111V110H17ZM42 111H43V113H42ZM135 111V110H134ZM133 111V112H134ZM184 111V112H185ZM19 112V111H18ZM21 112V111H20ZM22 112H23V110H22ZM24 112H26V110L24 111ZM46 112H48V111H46ZM64 114H63V113ZM153 112V111H152ZM15 113V112H14ZM17 113V112H16ZM59 113V114H58ZM62 113V114H61ZM140 113V112H139ZM1 114V113H0ZM6 114H7V112H6ZM61 114V115H60ZM89 114H91V113H89ZM93 114V115H94ZM149 114V113H148ZM17 115V114H16ZM21 115V114H20ZM60 115V116H59ZM95 115V116H96ZM150 115H151V113H150ZM157 116L156 118L158 119L159 117V119L162 121V119H164V118H162V116ZM187 115V114H186ZM1 116H3V114L1 115ZM11 115L9 114V117H10ZM13 116H14V114H13ZM18 116H19V113H18ZM18 116H17V119H18ZM44 116H48V118H46L45 117V119H44ZM98 116V117H99ZM181 116H183V119L181 118ZM5 117V116H4ZM16 117V116H15ZM15 117H13V118H15ZM43 117V118H42ZM78 117V116H77ZM89 117V116H88ZM93 117V116H92ZM92 117H90L91 119H92ZM97 117V119L98 120H100L99 118ZM151 117H155V116H153V115H151ZM6 118V117H5ZM42 118V119H41ZM62 119H63V117H61ZM66 118V119H65ZM83 118V120L82 119H80V120H82V122H83V124H82V122L80 121V120H78L80 123H75V121H74V124L76 125V124H80V127L82 126V125H84V119ZM162 118V119H161ZM4 119V118H3ZM3 119H0V124H1V120L4 122V120ZM7 119H9V118H7ZM10 119H11V117H10ZM16 119V118H15ZM96 119V120H97ZM178 120L176 123L177 124H175V120ZM20 120V119H19ZM26 120V119H25ZM38 120V121H39ZM45 120V121H44ZM89 120V119H88ZM95 120V118L94 119H92V121H91V125H92V123L94 122V121H96ZM103 120V119H102ZM102 120H100V121H102ZM188 120V119H187ZM5 121H6V119H5ZM28 121H30V120H28ZM44 121V122H43ZM58 121H61V120H58ZM58 121H57V123H58ZM77 121V120H76ZM155 121V120H154ZM190 121H191V119H190ZM225 121L227 122V123H225ZM13 122V124H14V120L13 121H11L9 124H11ZM23 122V121H22ZM47 122H50V121H47ZM65 122H67V121H65ZM70 122V121H69ZM17 123V122H16ZM68 123V122H67ZM72 123H73V121L71 120V123H69V125H66V127L64 126V124L63 123H61V124H63L62 126H64V128H67V126H68V130H66L65 129V131H68V132H70V131H72V129L74 130L75 129V127H74V124H73V126H70V125H72ZM163 123V122H162ZM186 123V122H185ZM4 124H8V123H4ZM40 125H41V123H39ZM61 124H59V127H60V129H61ZM95 124V125H96ZM172 124H174V125H172ZM1 125H3V124H1ZM40 125H38V127L40 126ZM49 125V124H48ZM58 125V124H57ZM78 125H76V127L78 126ZM86 125H87V127H86ZM85 125V127L84 128H87V130H88V122H87V124ZM96 125V126H97ZM102 125L104 126V128H106V130L105 131H107V132H103L102 130H103V128H102ZM177 125V126H176ZM187 125H189V124H187ZM23 127H24V125H22ZM21 126V127H22ZM36 126V125H35ZM93 126V125H92ZM113 126V127H112ZM125 126V125H124ZM130 126V125H129ZM184 126H186V124L184 125ZM44 127V126H43ZM58 127V126H57ZM58 127V128H59ZM71 127H72V129H71ZM74 127V128H73ZM89 127H90V125H89ZM108 127L110 128V129H108ZM163 127H165V126H163ZM26 128H27V126H26ZM36 128H37V126H36ZM41 128H42V126H41ZM48 128V127H47ZM47 128H45V130L47 129ZM63 128V129H64ZM83 128V129H84ZM97 127H94V129H96ZM185 128V127H184ZM233 128H234V130H233ZM20 128H18V130H19ZM28 129H30V127H28L27 128V130ZM31 129H32V127H31ZM40 129V128H39ZM44 129V128H43ZM48 129H50V128H48ZM54 130L56 129L57 130V128H56V124L54 125V128H53ZM60 129H58V130H60ZM83 129H81V130H83ZM189 129V128H188ZM191 129V128H190ZM189 129V130H190ZM3 130V129H2ZM1 130V131H2ZM17 130V129H16ZM17 130V131H18ZM33 130H35V129H33ZM38 130V129H37ZM37 130H36V132H37ZM70 130V131H69ZM76 130H80V129H78V128H76ZM86 130V131H87ZM162 130H165L164 128H162ZM29 131V130H28ZM53 131V130H52ZM89 131H90V129H89ZM88 131V132H89ZM95 131H97V129L95 130ZM122 131H123V129H122ZM16 132V131H15ZM30 132H33V138L32 139H34L35 140V137H34V134L36 133L35 131H30ZM35 132V133H34ZM55 132V131H54ZM61 132V131H60ZM88 132H85V133H88ZM93 132V131H92ZM121 132V131H120ZM125 132V131H124ZM127 132V131H126ZM1 133V132H0ZM23 133H25L26 135H25V137L26 136H28L27 135V133L28 132H23ZM55 133H57V132H55ZM98 133V131L97 132H95V134H97ZM107 133H109V134H107ZM114 133H113V135H114ZM184 133V131L182 130V134ZM18 134H20V132L18 133ZM18 134H16V135H18ZM32 134V133H31ZM60 134V133H59ZM171 134L173 135V136H180V131L178 130V129H175L174 127L171 129ZM10 135V134H9ZM9 135H8V137H9ZM42 135V134H41ZM54 135H56V134H54ZM82 135H84V137H85V140L84 141H86V137H87V135L86 134H83V131H82ZM86 135V136H85ZM94 135V134H93ZM221 135H227L228 137H230V140H224V139H221L220 137H221ZM7 136V135H6ZM11 136V135H10ZM19 136V135H18ZM30 136V135H29ZM182 136V135H181ZM186 136H188V135H186ZM8 137H6L7 139H8ZM15 138H14V141L16 140V141H18L17 139V136H14ZM20 137V136H19ZM22 137V136H21ZM20 137V138H21ZM24 137V136H23ZM22 137V138H23ZM24 137V138H25ZM30 137H32V135L30 136ZM30 137H28V139L30 138ZM40 137V136H39ZM42 137V136H41ZM40 137V138H41ZM49 137V136H48ZM92 137V136H91ZM91 137L89 138V140L91 139ZM113 139H112V138ZM127 137V136H126ZM189 137V136H188ZM11 138V142L12 143H14V141H13V136H11L10 137ZM10 138L8 139V141H6L7 142V144H8V142H9V140H10ZM20 138H19V143L17 144V142L15 143V145L14 144H12L11 146H16V147H23L24 146V142H25V140L23 141L22 139H21V142L23 141V143H22V145L20 146ZM37 138H38V136H36V140H37ZM40 138H38V141L40 140ZM51 138H52V136H51ZM51 138H49V139H51ZM54 138H58V137H56V136H54ZM98 138L100 139V140H98ZM115 138H116V136H115ZM123 138H124V134H123ZM123 138H121V139H123ZM181 138V137H180ZM182 138H183V136H182ZM2 139H3V141H4V139L5 138H3L2 137ZM2 139L0 140V144H1V142H2V147H1V145H0V151H2L1 149L2 148H4L7 144L6 143H4V145H3V141H2ZM27 139V140H28ZM31 139V138H30ZM44 139H45V141H46V136L44 137ZM109 139H111L110 140V142H109ZM179 138H177V140H178ZM77 140H79V138L77 139ZM88 140V139H87ZM126 140V139H125ZM174 140H175V137H174ZM180 140V139H179ZM4 141V142H5ZM31 141V140H30ZM41 141H43V139L41 140ZM163 141V140H162ZM33 142H35V141H31L30 143H33ZM48 142V141H47ZM87 142V141H86ZM98 142L101 144L102 143V146L100 145H98ZM112 142L114 143L113 145H112ZM118 142H120V141H118ZM126 142H128V141H126ZM26 143H28V145H29V141H27ZM45 143V142H44ZM49 143V142H48ZM84 143V142H83ZM89 142H87L86 144L89 146L90 145V143L88 144ZM6 144V145H5ZM9 144H10V142H9ZM8 144V145H9ZM18 146H17V145ZM36 145H38V146H40V145H42V144H38L37 143V141H36V143H35ZM35 144H33L34 146L33 147H38V146H35ZM46 144V143H45ZM105 144V145H104ZM117 145V147H119L120 148V146L121 145H119L118 143H116ZM120 144H122V142L120 143ZM27 145V144H26ZM25 145V146H26ZM104 145V146H103ZM123 145H124V143H123ZM122 145V146H123ZM128 145V144H127ZM169 145L175 150H173L174 151V153H175V155H172L170 158L172 159V157L174 158V157H179L180 159L183 157H181L180 156V154L182 153L183 154V152L184 151H187L186 149H184L183 150V148L181 149V152L179 153V150H177L178 148H177V145H176V141H169ZM32 146V144L29 146V149L30 148H32L31 147ZM88 146H86V149H87V151L88 152H86V151H84V157H86V153H88L89 154V150H88ZM90 146H93V144H91ZM89 146V147H90ZM110 146H108L107 147V149L104 147V151L106 152V154H103L102 156L99 154V155H97V157H95L94 158V160H92L93 162H92V164H96V166L93 168L92 167V165H91V161H89V156H90V154H89V156L87 157V158H85V159H87L88 161H89V165H90V167L89 168H93V169H95L96 167L98 168V166H97V164L99 165V162H101L100 163V165H102V163H104L103 165H104V167L103 168H101V169H104L105 170V168H106V170L108 171L109 169H110V166L112 165V163L114 164L113 166H111V170H112V167H114L115 165H118L119 163H120V159L122 158V159H124V160H126V159H128L129 158V161L131 162V149L129 150V148H128V150H125L124 148H123V150L121 149L120 151H118L117 153L120 155V157H119V161L117 160V163H115V159L118 157L117 156V154L116 153H114V151H112V149L114 150V147H110ZM121 146V147H122ZM20 148H16V149H20ZM40 148V147H39ZM39 148H37V149H39ZM41 148H43V147H41ZM108 148H111V150L110 149H108ZM177 148V149H176ZM248 148V149H247ZM15 149V148H14ZM22 149V148H21ZM29 149H27V150H29ZM36 149V148H35ZM85 149V150H86ZM93 149V155H95V153H96V151ZM9 150H10V148H9ZM8 149H7V151H9ZM27 150H25V151H27ZM45 150V149H44ZM91 150V149H90ZM110 150V151H109ZM183 150V151H182ZM213 150H215V154H214V152H213ZM15 151V150H14ZM13 151V152H14ZM22 151H24V150H22ZM31 151H33V150H31ZM57 151V150H56ZM60 151V150H59ZM59 151H57L56 153L57 154H59V155H62V153L64 152L63 150L62 151H60L61 152V154L59 153ZM107 151L109 152V154H107ZM115 151H117V149L115 150ZM166 151V150H165ZM3 152H4V149H3ZM2 152V153H3ZM10 153V155H12L11 154V151H9ZM86 152V153H85ZM102 152H103V150H102ZM114 153L115 155H116V157H109V155L111 154V153ZM1 153V152H0ZM5 153V155H7V152H4ZM17 153V151L15 152V154ZM186 153H188V152H186ZM8 154V155H9ZM15 154L13 155V156H15ZM64 154V153H63ZM251 155L252 157H250V156H248V155ZM1 155V154H0ZM3 155V154H2ZM7 155V156H8ZM9 155V156H10ZM16 155H18V154H16ZM37 155V157L39 158L40 156H38V154H36ZM43 155H44V153H43ZM49 155V154H48ZM93 155H91L92 157H93ZM108 155V156H107ZM184 155V154H183ZM4 156V155H3ZM3 156H1V158L3 157ZM8 156V157H9ZM12 156V157H13ZM22 156V155H21ZM50 156V155H49ZM58 156V155H57ZM106 156V160H104V157ZM257 156V155H256ZM6 157V156H5ZM17 157L18 156H16V159H17ZM35 157V156H34ZM52 157V159H54V157L53 156H51ZM250 157V158H249ZM18 158H20V157H18ZM25 158H26V156H25ZM24 158V159H25ZM32 158V157H31ZM45 158V157H44ZM108 158H109V160H108ZM115 158V159H114ZM257 158V157H256ZM261 158V157H260ZM14 159V158H13ZM12 158H11V163L13 164L14 163V161H17V160H14L13 162H12V160H13ZM23 159V158H22ZM22 159H21V161H22ZM24 159H23V162H24ZM27 159V158H26ZM26 159H25V163H26ZM35 159V158H34ZM42 159V158H41ZM41 159L39 158V161H41ZM46 159V158H45ZM43 160L44 162L46 161V160ZM52 159H50V160H52ZM59 159V158H58ZM114 159V162H112V160ZM140 159V158H139ZM142 159H144V158H142ZM185 159V158H184ZM183 159V160H184ZM249 159V160H248ZM29 161H27V163L30 165V163H31V161H33L31 164V168L34 166V168L35 169H33L32 168V172H34L36 169L38 170V168H39V165H38V163H39V161H37L36 163H34L35 162V160H32V159H28ZM47 160H49V158L47 157ZM182 160V159H181ZM257 160H259V157L257 158ZM2 161V160H1ZM8 161V160H7ZM86 161V160H85ZM104 161V162H103ZM128 161V160H127ZM243 161V162H242ZM254 162L256 161L255 159L253 160ZM260 161H261V159H260ZM2 162H5V161H2ZM18 162H20L19 161V159H18ZM43 162V164H44V169H45V163ZM108 162V163H107ZM119 162V163H118ZM123 163L125 162V161H122ZM6 163V166L5 167H3V165H2V167L3 168H7V166L10 164L11 165V163H9V164H7V162H5ZM4 163V164H5ZM25 163H23V166H25V165H27V163L25 164ZM47 163V162H46ZM50 163V162H49ZM82 163V162H81ZM81 163H79V164H81ZM107 163V164H106ZM109 163H110V165H109ZM141 163V162H140ZM178 163V162H177ZM177 163L175 162V164H173V162H172V164L173 165H175V166H173L174 168H178L179 166L177 165ZM258 163V162H257ZM15 164V163H14ZM20 164H22L21 162H20ZM19 164V165H20ZM121 165H122V163H120ZM119 164V165H120ZM143 164V163H142ZM185 164V163H184ZM252 164V163H251ZM259 164V163H258ZM1 165V164H0ZM18 165V164H17ZM38 166V168H36L37 166ZM54 165V164H53ZM102 165V166H103ZM105 165L107 166L108 165V168L107 167H105ZM126 165V164H125ZM171 165V164H170ZM219 165L221 166L220 168H219ZM241 165L243 166L242 168H241ZM22 166V165H21ZM22 166V167H23ZM28 166V165H27ZM36 166V167H35ZM43 165L40 163V167H42ZM48 166V165H47ZM51 166V165H50ZM82 166V165H81ZM127 166V165H126ZM129 166V165H128ZM133 166V165H132ZM131 166V167H132ZM140 166V165H139ZM143 166H144V164H143ZM157 166V165H156ZM160 166V165H159ZM178 166V167H177ZM252 166V165H251ZM11 168L12 167H14V168H12L13 170H15V172H13L12 171V173H11V171H10V169L11 168H9V166H8V168H9V170L7 169V172L9 171V173H10V175L11 176H8V173H6V172H2L3 174L5 173V174H7V177H6V175H3L1 172V174H2V176H1V181H2V177H3V180H4V178H7V179H5V181L6 180H8V178L9 177H13V173H14V177L13 178H15L16 179V177H15V175L17 174L16 172H18L19 170L21 171L20 173L25 177L26 175H24V174H26V171H25V169H26V166H25V169L24 170H22V169H19L18 167L19 166H17V167H15V165H11L10 166ZM28 167H30V166H28ZM27 167V169L29 170V169H31V168H28ZM52 167L53 166H51V168L50 169H52ZM57 167V166H56ZM59 167V166H58ZM99 167H101V166H99ZM117 167H119V166H117ZM117 167L115 166L114 168H116L115 169V171L113 170V171H111V170H109V171H111V173L113 172L114 174H115V172H117L116 173V175L119 177V175L120 174H122V178L123 179H125L124 178V173L126 174H128V175H130V176H128L127 174H126V176L125 177H127L126 178V182L125 181H123V179L121 180V181H123V182H125L126 184H127V182H128V180L130 179V182H129V185L127 184V187L128 186H130L129 188H130V190H131V188H132V186H131V178H133V176H132V173L130 172V173H128V171H130V170H128V169H126V168H124V165H123V167L122 166H120L121 168H118L117 169ZM142 167V166H141ZM182 167H184V165L182 166ZM253 167V166H252ZM3 168H1V170L3 169ZM15 168H17V169H19L18 171H16V169ZM54 168V167H53ZM63 168V167H62ZM79 168V167H78ZM81 168V167H80ZM85 168H87V167H85ZM129 168V167H128ZM245 168V169H244ZM44 169H42L41 168V170L37 173V171H36V176H39L40 174V172H42V174L43 173H45L46 171L44 170ZM57 169V168H56ZM58 169H60V168H58ZM82 169V168H81ZM100 169V170H101ZM143 169V168H142ZM171 169H172V166H171ZM180 169V168H179ZM244 169V170H243ZM253 169V170H252ZM255 169L256 168H251V170L250 171H253V172H251V173H249V176L247 175V178H249V177H251V175L254 173V171H255ZM258 169V168H257ZM256 169V173H258L259 171ZM260 170H264V168H259ZM34 170V171H33ZM47 170H48V167H47ZM53 171L55 170V168L54 169H52ZM66 170V169H65ZM75 170V169H74ZM80 170V169H79ZM98 170V173H99V169H97ZM97 170H94L93 172L95 173H97ZM105 170V171H106ZM119 170H120V173H119ZM125 170V172H123V173H121L122 171H124ZM128 170V171H127ZM144 170V169H143ZM168 170V169H167ZM170 170V169H169ZM174 171H175V169H173ZM205 170H207V169H205ZM240 170H242V171H240ZM25 171V172H24ZM51 171V170H50ZM77 171V172H76ZM87 171V172H86ZM88 171H89V173H88ZM105 171H104V173H105ZM108 171V174L110 173ZM132 171V170H131ZM214 171V172H215ZM226 171V170H225ZM229 171V170H228ZM228 171H226V172H228ZM231 171V170H230ZM229 171V172H230ZM23 172H24V174H23ZM29 172V171H28ZM31 171L29 172V174H31L32 173ZM48 172H49V170H48ZM48 172H47V175H48ZM62 172H66V174L67 173H69L68 171H62ZM76 174L78 173V170H75L74 171ZM90 172H92V170L91 169H83V171H82V175L80 176V175H77L78 177H83V180H85V181H83L82 179V181H83V183L84 182H87L86 181V179H88V177H89V179H90V182L87 184L88 185V188L90 187L89 185H90V183H92V181H93V179H91V177H92V175L90 174ZM169 172H171V171H169ZM247 173H248V171H246ZM55 173V174H54ZM62 174L61 173V171H57V170H55V172H53V176L55 177V175H60V174ZM70 173H73V171L72 172H70ZM75 173H74V177H75ZM84 173V174H83ZM90 175V176H88V174ZM98 173L96 174V175H98ZM103 173V172H102ZM112 173V174H113ZM119 173V174H118ZM221 173V172H220ZM231 173V172H230ZM256 173H254L255 175H257ZM260 173V172H259ZM0 174V175H1ZM34 174H31L30 175V177H29V179L28 180H31L30 178H31V176L33 177L34 176ZM41 174V176H42V178H43V176L45 177V175L43 174L42 175ZM46 174V173H45ZM65 174V175H66ZM87 174V175H86ZM107 174V173H106ZM106 174H102L103 176H105ZM108 174H107V178L109 177L108 176ZM206 174V173H205ZM251 174V175H250ZM18 175V177L19 176H21L20 174H17ZM46 175V176H47ZM49 175L51 176L52 175V172H49ZM68 175V174H67ZM86 175V178H84V176ZM93 175H95V174H93ZM198 175V174H197ZM241 175V174H240ZM23 176H21V178H24ZM29 175L27 174V176H26V178L28 177ZM36 176H34V177H36ZM40 176V177H41ZM53 176H51L50 178L48 177L47 178V181L50 179V182L51 181H53V183L56 181V180H58L59 181V178L62 176H60L59 178H57L56 177V179H54V177ZM71 176V178H72V174L70 175ZM100 176H101V173H100ZM207 176H208V179L206 180V179H204L205 181H207V182H210V183H212V179H213V184L215 183V188H217V186H219V185H217V182H215V180H217L218 179V177L216 176V178H214L213 176H214V173H212V176L211 175H209V174H207ZM220 176H221V174H220ZM229 176H230V179H231V175L229 174ZM228 176V177H229ZM252 176H254V175H252ZM189 179H193V176L192 175H189V176H187ZM196 177V176H195ZM211 177H212V179H211ZM227 177V176H226ZM261 177V176H260ZM20 178V177H19ZM18 178V182L20 181V179ZM25 178V180H27ZM51 178H52V180H51ZM69 178V181H70V183L69 182H65L64 181V179H61L60 178V181L59 182H55L54 183V185H53V183L52 184H50V182L48 183L47 181H46V179L45 178H43V179H45V183L47 184H45L44 182L42 183H40L41 185H46V186H48L49 184L53 187V189H54V186H55V184H58V185H60V186H58L57 185V187H58V189H59V187H64V186H66L67 184H68V187H69V185L73 182L72 181V179L70 178V177H68ZM76 178V177H75ZM74 178V179H75ZM94 178V181H95V176L93 177ZM97 178L98 177H96V180H97ZM120 178V177H119ZM170 177H168V179H169ZM220 178V177H219ZM259 177L257 176V179H258ZM14 179V180H15ZM71 179V180H70ZM100 179H103L104 181H102V182H107L108 180H109V178L108 179H106L105 180V177H102V178H100ZM111 179V178H110ZM215 179V180H214ZM230 179H228L227 180V182H230L229 180ZM251 179H253V178H249V182H250V180ZM13 180V181H14ZM22 181L21 180V183H20V187H21V185H23L26 181ZM55 180V181H54ZM78 180H80V178L78 179ZM78 180H75L76 181V184H71V186L73 185V187L75 188V186H76V188H77V186H78V188H77V191H78V189H80L82 186H83V190L81 189V191H82V193L83 192H85V190H84V187L86 186V184L84 185V184H82L81 183V186L80 185H77V182H79ZM92 180V181H91ZM99 180V179H98ZM113 180V183L111 182ZM112 180L111 181H109V183L108 184H110L111 183V185H113V186H115V187H117V183H119V181H120V179H118V180H114V178H112ZM171 180V179H170ZM198 180L199 179H197V183H198ZM254 180V179H253ZM253 180H251V183H253V184H250L249 182H248V184L247 183H239L240 184V186H242L243 187V190H245V192H246V190H247V185H250L249 187H252V186H255L256 188V190H255V192L258 194V193H260V194H258V195H261L262 194V196H264V183H263V181H260V182H262L263 183V186L261 185V183L260 182H258L257 181V183H255L256 181H253ZM0 181V182H1ZM36 179H35V184H36ZM72 181V182H71ZM75 181L73 182V183H75ZM81 181V182H82ZM93 181V182H94ZM120 181V182H121ZM200 181V180H199ZM204 181V182H205ZM247 181V180H246ZM4 182V181H3ZM7 182V181H6ZM9 182V181H8ZM10 182H11V179H10ZM22 182H24V183H22ZM28 182H30V181H28ZM66 183V185H64L63 183ZM101 182V183H102ZM116 184H115V183ZM203 182V181H202ZM222 182V181H221ZM17 183V182H16ZM30 183H34V181L33 182H30ZM30 183H28L29 185H30ZM95 183H96V181H95ZM99 183V181L97 182V184ZM100 183V185H101V189H102V184ZM181 183H183V185L184 184H186L185 182H183V181H181ZM201 182H199V184H200ZM231 183V182H230ZM236 183V182H235ZM259 183V185H257ZM10 184H13V186H14V183L13 182H11V183H9L8 185H10ZM27 184V185H28ZM39 184V183H38ZM125 184V185H126ZM190 184V183H189ZM7 185V184H6ZM5 184H3V187L4 186H6ZM7 185V187H9ZM15 185H17L18 186V183L17 184H15ZM25 185V184H24ZM27 185H25L26 187H27ZM28 185V186H29ZM37 185V184H36ZM36 185H30L31 186V190H33V186H34V193L29 189V191H30V194H31V192L33 193V195H36L35 197H37L41 192H40V190H41V188H40V186H39V193L37 194V193H35L36 191H35V189L36 188H38V187H36ZM49 185V186H50ZM92 185H94L93 183H92ZM132 185H133V183H132ZM186 185H188V184H186ZM206 185H208L206 182H205V186ZM227 185V184H226ZM252 185V186H251ZM261 185V186H260ZM1 184H0V188H1ZM38 186V185H37ZM50 186V187H51ZM67 187L68 189H66V187H65V189H64V192L66 193V196H70L71 194H73V193H70L69 191H70V189L72 188V187ZM79 186H80V188H79ZM95 186V185H94ZM104 186L105 185H103V189H104ZM108 186V185H107ZM107 186H105V187H107ZM118 186H122V183H121V185L119 184ZM143 186V185H142ZM193 186V185H192ZM212 186V185H211ZM7 187L5 188V190H7ZM19 187V186H18ZM17 187V188H18ZM43 187H45V186H43ZM56 187V188H57ZM96 187V186H95ZM125 186H122L121 188H124ZM159 187V186H158ZM165 187H166V185H165ZM202 187V186H201ZM262 188V190L260 191L259 190V188ZM23 188H25L24 186H23ZM22 187H21V189H23ZM27 188H29V187H27ZM75 188V189H76ZM97 188V187H96ZM100 188V187H99ZM114 188V187H113ZM118 188V187H117ZM167 188V187H166ZM197 188V187H196ZM204 188V187H203ZM209 188H210V186H209ZM215 188H214V190H215ZM220 188V187H219ZM219 188H217V190H219ZM45 189V188H44ZM48 189V188H47ZM51 189V188H50ZM50 189H48L49 190V192L46 190V193L48 192V194L50 193V192H52V191H50ZM61 189H63V188H61ZM85 189H87V188H85ZM90 189V188H89ZM98 189V188H97ZM109 189V188H108ZM119 189V188H118ZM157 189V188H156ZM193 189V188H192ZM210 189H212V188H210ZM221 189V188H220ZM227 189H229V186L227 185ZM253 189V188H252ZM252 189H250V193H252L253 191H252ZM8 190H10V189H8ZM17 190V189H16ZM26 190V191H25ZM55 190H57V189H54V192H52V193H50L49 194V196H55L54 194H56L55 193ZM68 192H67V191ZM104 190H106V188L104 189ZM120 190H122L123 191V193L124 194H126V195H130V193L129 192H131V191H129V189L127 188V190L125 191V190H123V189H120ZM173 190H176L175 189V187L173 188ZM222 190V189H221ZM254 190V189H253ZM11 191V190H10ZM9 191V192H10ZM14 191V190H13ZM26 188L24 189V192H29ZM61 191V190H60ZM59 190H57V192H60ZM63 191V190H62ZM76 191V190H75ZM76 191V192H77ZM80 191V192H81ZM90 191H91V189H90ZM101 191V190H100ZM111 190H109V192H110ZM117 190H115V192H116ZM125 191V192H124ZM133 191V190H132ZM208 191V190H207ZM229 191H231V190H228V192ZM235 191V190H234ZM234 191L232 190V192L234 193ZM239 192H241L240 190H238ZM260 191V192H259ZM7 192V191H6ZM86 192H88L87 190H86ZM106 192H108V190L106 191ZM113 192V191H112ZM127 192H128V194H127ZM175 192H178V190H176ZM197 191H195L194 193H196ZM199 192V191H198ZM219 192H220V190L219 191H216V193H217V195L216 194H214L215 195V197H213L212 198V194H210V198H211V201L213 200L214 202L216 201L217 202V205L215 206L213 203L214 202H212V205L213 206H215V207H217L218 205H220L221 206V204H223V203H221V201H219V200H222V199H219L220 197H219ZM247 192H249V191H247ZM8 193V192H7ZM25 193V194H26ZM44 193V191H42V194ZM67 193H68V195H67ZM117 193H119L118 191H117ZM116 193V194H117ZM191 193H193V192H191ZM200 193V192H199ZM232 193V194H233ZM256 193H255V195H256ZM1 194V196H2V193H0ZM20 195H22V193H19ZM30 194H26V195H28V198L27 197H25V199L27 200L28 199V201H29V197H30ZM59 194V193H58ZM109 194H111V193H109ZM109 194H108V196H109ZM113 194H114V192H113ZM180 194V193H179ZM220 194H221V192H220ZM229 194L232 196V194H231V192H229ZM235 194V193H234ZM245 194H247V193H245ZM253 194H254V192H253ZM252 194V195H253ZM7 195H9V194H7ZM13 195L14 194H12V196L11 197H13ZM16 195V194H15ZM61 195H64V194H61ZM60 195V196H61ZM85 195H86V193H85ZM88 195H90V194H88ZM87 195V196H88ZM178 195V194H177ZM190 195H194V194H190ZM199 195V194H198ZM207 195H208V193H207ZM224 195V194H223ZM223 195H220L221 196V198L223 197V200L222 201H225L226 199H224L225 198V196H223ZM252 196L253 198H251V200L253 201V204H252V201L250 202V204H246V205H249L250 206V209L252 208V206H254L255 205V208L253 207V209H251V211H253L254 209H258V206L260 207V202H257V201H255V200H257V199H254V198H256L257 196ZM32 196V195H31ZM45 196V195H44ZM52 196V197H53ZM58 196V195H57ZM83 196V195H82ZM91 196H93V198H94V195H91ZM107 196V197H108ZM117 196H118V194H117ZM185 196V195H184ZM196 196H197V194H196ZM202 196V195H201ZM231 196H229V197H231ZM247 196V195H246ZM9 196H4V199L6 198V200L8 201H10V198L11 197H9V199H7ZM24 197H20L21 199H23ZM34 197V198H35ZM39 197H41V198H43L42 196H40L39 195ZM37 198L36 200H38V199H40V198ZM51 197V198H52ZM115 198V200H117V199H119V197L120 196H118V198L116 199V195L114 196ZM132 197H133V194H132ZM131 197V198H132ZM195 196H191V199L192 198H194ZM217 197H219V198H217ZM233 197V196H232ZM241 197V196H240ZM240 197H239V199H240ZM243 197H245V195L243 196ZM249 197H251L250 196V194H249ZM259 197V199H262V197L261 196H258ZM2 198V197H1ZM47 195L45 196V199L47 200ZM50 197H49V199L48 200H50V201H52V199H51ZM59 198V197H58ZM61 198H66L65 196L64 197H61ZM60 198V199H61ZM70 198V197H69ZM90 198V197H89ZM109 198V197H108ZM112 198V196L110 195V199ZM124 198V197H123ZM129 199V200H131V202L130 201H128L129 203V205L130 204H133V205H131V206H129V207H131V209H132V211L134 210V212H135V216L132 214V212H131V209L127 206L126 207V209L127 210H129V212L131 213V215L130 216H128V217H126L125 215V219L126 218H130V220H131V216L133 215L135 218L133 219L132 218V225H134L135 226V228L134 229H137V230H135V234L134 235H137L139 238H140V241L139 242H141L143 239V243L145 242H147V244H143V245H146V246H144V247H146V250H145V252H144V249L142 248L141 250H143V252L144 253H142L141 252V250H140V248L141 247H139V245H141V243L138 245V248H135L134 249V244H138L139 242H136L135 243V241L134 240H136V239H134L133 240V242L134 243H132V245H133V248H132V250L134 249L135 251L136 250H138V253H139V251H140V253H142L141 254V257L139 256V259H138V261L135 263V264H195V263H193V261L191 260V258L189 257V255H187V253L185 252V248H180V250L178 251V250H175V251H171V248H170V246H171V243L170 242H172L173 240H172V235L171 234H173L172 232H173V229H175V226H174V228H173V225H175L176 224V226H178V224H179V226H180V223H179V219H176L175 217H173V218H175L176 220H171V217L169 218L170 220H168V222L170 223V228H167L166 226H164L163 225V221L162 222H160V224H159V222L157 223V221L159 220L158 218H156L157 220L155 221V222H153V223H151L150 222V219H149V217H148V212L146 213V211H145V213L147 214V217H146V215L145 214H143L144 213V211H143V213L142 212H140L141 211V209H138V208H135L134 207V201L132 202V200L133 199ZM137 198V197H136ZM186 198H188V196H186L185 198H181V199H179V202L182 204V205H184L185 204V200L184 199H186ZM197 197H195L194 199H192V200H194L195 202H196V200H198V198L196 199ZM203 198H204V196H203ZM218 200H217V199ZM226 198H228V197H226ZM242 198V197H241ZM3 199V198H2ZM1 199V200H2ZM12 199V198H11ZM21 199H19L18 197H17V200H21ZM24 199V201H17L16 200V198L14 197V199L13 200H16V202L17 203H25V200ZM32 199H33V197H32ZM31 199V200H32ZM44 199V198H43ZM54 199V198H53ZM55 199H57V197L55 198ZM75 199V198H74ZM85 199V198H84ZM83 199V200H84ZM121 204L123 203L122 202V195H121ZM145 199V198H144ZM207 199V198H206ZM216 199V200H215ZM243 199V198H242ZM247 199H249V198H244L243 200H246L247 201ZM13 200H11V201H13ZM30 200V201H31ZM46 200H41V202L43 203V202H45ZM47 200V201H48ZM66 200V199H65ZM82 200V201H83ZM128 200V199H127ZM140 200H141V198H140ZM6 202V203H11V202ZM33 202L35 201V200H32ZM39 201V200H38ZM37 201V203H38V207H41L42 208V205L40 206V203ZM46 201V202H47ZM49 201V202H50ZM63 201V200H62ZM61 201V202H62ZM104 201H106V200H104ZM111 201H113V200H111ZM118 201V200H117ZM167 201H168V199H167ZM170 201V200H169ZM246 201H244V202H246ZM249 201V200H248ZM248 201H247V203H248ZM261 201V203H262V201H264V198L262 199V200H260ZM2 202V201H1ZM4 202V201H3ZM33 202L32 203H30L31 205H33ZM45 202V203H46ZM78 202V201H77ZM107 202V201H106ZM125 203H126V201H124ZM235 202H237V201H234V204L235 205H237L238 204V206L241 208L242 207V209L244 210L245 209V211L246 210H249V209H246L247 207H245L244 208V206H246L245 204L243 205L242 203V201H241V199L239 200V202L238 203H235ZM5 203V202H4ZM12 203H14V201L12 202ZM11 203V204H12ZM57 203V202H56ZM62 203H65V202H62ZM91 203V202H90ZM89 203V204H90ZM107 203H109V202H107ZM114 203V202H113ZM116 203V202H115ZM254 203H256V204H254ZM2 203H0V205H1ZM16 204V203H15ZM19 204H17L18 206H19ZM26 204V203H25ZM25 204H23L24 206H25ZM29 203H27V205H28ZM117 204V203H116ZM119 204H120V202H119ZM145 204V203H144ZM205 204V203H204ZM233 204V203H232ZM12 205H14V204H12ZM11 205V206H12ZM51 205H52V203H51ZM61 205V204H60ZM63 205V204H62ZM93 205V204H92ZM106 205V204H105ZM109 205H111V204H109ZM207 205V204H206ZM252 205V206H251ZM256 205H257V208H256ZM3 206L6 208V204L4 205L3 204ZM3 206H1L2 208H3ZM16 206V205H15ZM21 206H22V204H21ZM34 206V207H33ZM32 207L30 206V208H35V206H37V205H33ZM46 206H48V202H47V205L46 204H44V206H43V209H44V207H46ZM55 206V205H54ZM89 206V205H88ZM107 206V205H106ZM115 206V205H114ZM113 205H112V207H114ZM178 206V205H177ZM208 206H210V204L208 205ZM234 206V205H233ZM232 206V209H228L230 206L227 204V210H226V205H224V208H223V205H222V208L221 207H219L217 210H216V208H212V206H210V208H211V211H213L214 210V212H215V210H216V214H217V216L219 215V217H221V219L223 220L222 221V223L221 224H223L224 225V227L223 228H221L222 229V231L224 232L225 230H224V228L225 229H227L226 230V233L227 234H229V236L231 235V231L230 232H228V230H232V232L233 233H235V231L237 232V230L239 231V229L238 228H242V227H237V226H234V225H237V223L238 222H235L236 220H230L231 219V217L232 216H230L231 215V211L232 210H234V212L238 209V207L236 208V210L234 209V207ZM8 207V206H7ZM13 207V206H12ZM20 207V206H19ZM28 207V206H27ZM26 207V208H27ZM109 207V206H108ZM138 207V206H137ZM236 207V206H235ZM78 208H80V207H78ZM82 208V207H81ZM89 208V207H88ZM104 208V207H103ZM107 208V207H106ZM115 208H116V206H115ZM147 208V207H146ZM221 208V209H220ZM21 209V208H20ZM28 210H29V208H27ZM43 209L41 210V214H42V212H43ZM50 209V208H49ZM64 209V208H63ZM84 209V208H83ZM78 210V211H75L76 209H72V213H74L73 212V210L75 211V214L77 215V212H79V214L81 213V211H83V212H85V213H87L86 211H90V210ZM90 209V208H89ZM120 209V208H119ZM122 209H124V208H122ZM122 209H120V211H119V214H121V210ZM213 209V210H212ZM224 209V210H223ZM264 209V208H263ZM262 209V210H263ZM6 210H8V209H6ZM17 210V209H16ZM19 210V209H18ZM30 210H32V209H30ZM36 210H37V207H36ZM65 210H70V209H68V208H66ZM95 210V209H94ZM99 209H97V211H98ZM108 210V209H107ZM110 210V209H109ZM114 210V209H113ZM178 210V209H177ZM230 211V214H229V211ZM243 210L241 211V212H243ZM260 210V209H259ZM20 211H23V212H25V209L24 210H19V212ZM45 211V210H44ZM111 211V210H110ZM169 211V210H168ZM210 210H208V211H206L207 213H205L207 216L208 215H210L211 217H213L212 216V212H211ZM250 211V210H249ZM249 211H247V212H249ZM9 212H11V210H9ZM14 212H16V211H14ZM27 212V211H26ZM37 212H38V210H37ZM47 212V211H46ZM49 212V211H48ZM47 212V213H48ZM93 212V211H92ZM101 212V211H100ZM128 212V211H127ZM170 213H171V211H169ZM177 212V211H176ZM233 212V213H234ZM7 213H8V211H7ZM7 213H6V215H7ZM12 213V212H11ZM17 213V212H16ZM15 213V214H16ZM28 213V212H27ZM39 213V212H38ZM94 213H96V212H94ZM111 213H113V215L115 214V213H118V212H111ZM111 213H110V217H111ZM130 213H126V210H125V212L124 213H122V214H127V215H129ZM173 213H174V211H173ZM237 213V212H236ZM246 213V212H245ZM9 214V213H8ZM18 215L19 214H21V213H17ZM75 214H73V215H75ZM82 214V213H81ZM98 214V213H97ZM104 213H102V215H103ZM107 214V213H106ZM109 214V213H108ZM176 214V213H175ZM179 215H180V212L178 213ZM177 214V216L179 217V215ZM216 214H213L214 215V217L213 218H215V215ZM240 214V213H239ZM243 214H244V212H243ZM247 214V213H246ZM251 213H249V215H250ZM12 215V214H11ZM22 215V218H23V215L25 216V214H21ZM49 215H50V213H49ZM48 215V216H49ZM53 214H51L50 216H52ZM70 215V214H69ZM86 215V217L88 216H92V213L89 215V213H87V214H84V216ZM172 215V214H171ZM253 215H255V218L254 219H256V218H258V216H259V214H258V216L256 215V212H255V214L253 213ZM252 215V216H253ZM20 216V215H19ZM44 216H46V220L49 218H47V214H44L43 215V217ZM55 216H57L56 214H55ZM55 216H52V218L53 217H55ZM71 216V215H70ZM70 216H69V218H70ZM80 216V215H79ZM106 216V215H105ZM104 215H103V217H105ZM132 216V217H133ZM173 216V215H172ZM16 218H17V215L15 216ZM15 217H14V219H15ZM28 217H29V215H28ZM28 217H24L25 219L27 218L28 219ZM35 217V216H34ZM73 217V216H72ZM71 217V218H72ZM87 217V220H89L88 222L86 221V219L84 220V217L83 216H80V218H81V221H83V222H85V226H84V224H83V226H82V222L80 223V219H78L77 220V217H75V219H76V222L78 223V225L77 224H74L75 225V227H78L79 228V225L80 226H82V227H85L84 229H82V230H84L83 232H85V231H87V229H86V226H87V223H89V222H91V220L90 219H92V217L90 218H88ZM108 217V216H107ZM119 217V216H118ZM122 217V216H121ZM156 217H157V215H156ZM159 217H160V215H159ZM182 217L183 218H181L182 220H183V222H185L186 223V225H191L192 224V222H188L187 220H185V219H187L186 217H187V214H182ZM234 217H235V214H234ZM242 217L244 218V215H242ZM250 217V216H249ZM260 217V216H259ZM21 218V219H22ZM49 218V220H50V222H53L52 224L53 225H55V227L53 228V227H51V224H50V222H49V220L48 221H43V219L41 218V215H40V221H42V222H45V224H44V228H46V229H48V231L49 230H53L52 231V235H51V233H50V235L51 236H54V235H56L55 234V229L56 230H60V228H62V227H60V225L61 224H58L56 221H54L56 218ZM82 218H83V220H82ZM94 218H95V216H94ZM113 219H115L114 217H112ZM162 218V217H161ZM262 218V217H261ZM8 218H6V221L7 222H9V223H7L5 220L3 221L5 224H3V223H1V225L2 226H7L8 227V224L10 225V223H11V221H12V219L11 220H7ZM18 219V218H17ZM17 219H15L16 221H17ZM20 219V218H19ZM18 219V221H20ZM26 219V220H27ZM37 219H39V218H37ZM42 219V220H41ZM45 219V218H44ZM68 219V218H67ZM102 219V218H101ZM108 219V218H107ZM122 219H124V217H122ZM210 219V218H209ZM216 219V218H215ZM220 219V218H219ZM236 219V218H235ZM259 219V221H260V218H258ZM263 219V221H261L263 224H264V218H262ZM26 220H24L23 219V222L22 223H24V222H26ZM31 220V219H30ZM69 220V219H68ZM121 220V219H120ZM119 220V221H120ZM181 220V221H182ZM217 220H218V218H217ZM215 221V223H218V222H220V220L219 221ZM251 220V219H250ZM14 221V220H13ZM12 221V222H13ZM15 221V222H16ZM28 221V220H27ZM32 222L34 221V220H31ZM39 221V220H38ZM60 221V220H59ZM74 221L75 220H73V222H71V220H69V222L70 223H74ZM104 221V220H103ZM102 221V222H103ZM119 221H117L118 223H120ZM124 221V220H123ZM122 221V222H123ZM160 221V220H159ZM170 221H174L173 222V225H172V222H170ZM176 221V222H175ZM210 221V220H209ZM212 221H214L213 219H212ZM234 221V222H233ZM239 221V220H238ZM1 222V221H0ZM37 222V221H36ZM49 222V223H48ZM57 223V226H56V223ZM67 222V221H66ZM65 222V225H67L68 226V224L67 223H69V222H67L66 223ZM92 222H95V221H92ZM91 222V223H92ZM102 222L100 223L101 224V226H100V224L98 223V220H97V223L99 224V226L100 227H102ZM114 222V221H113ZM112 222V223H113ZM116 222V221H115ZM129 222V221H128ZM136 222V223H135ZM178 222V223H177ZM206 222V221H205ZM231 222V223H230ZM251 222H253V221H251ZM21 223V222H20ZM20 223H18V224H20ZM21 223V224H22ZM40 222H38V224H39ZM46 223L48 224L47 226H48V228H47V226H46ZM90 223V224H91ZM107 223V222H106ZM105 222H103V225H105L106 224ZM110 223V222H109ZM161 223H162V225H161ZM235 223V224H234ZM254 223V222H253ZM255 223H257V220L255 221ZM12 224V223H11ZM17 223H16V226L18 225ZM27 224H29L28 222H27ZM26 224V225H27ZM34 224H37V223H35L34 222ZM49 224H50V226H49ZM94 224V223H93ZM115 224H117V223H115ZM130 224V225H131ZM136 224V225H135ZM165 224V223H164ZM194 224V223H193ZM202 224V223H201ZM200 224V225H201ZM209 224H210V226H211V221L209 222ZM220 224V223H219ZM245 224V223H244ZM259 224H260V222H259ZM263 224H262V228H264V226H263ZM14 225H15V223H14ZM30 225V224H29ZM40 225L41 224H39V227H40ZM42 225H43V223H42ZM41 225V226H42ZM52 225V226H53ZM58 225H59V229H57L58 228ZM65 225H63V226H65ZM92 225V224H91ZM91 225H90V228H92L91 227ZM108 225V224H107ZM106 225V226H107ZM119 225V224H118ZM131 225V226H132ZM166 225L168 226V223H167V221H166ZM198 225V224H197ZM198 225L199 226V228H202L203 227V225ZM215 225V224H214ZM213 225V226H214ZM255 225V224H254ZM2 226H0V243H3V238H7V240L8 239H10L11 241H15V243H21V241L20 242H16V240H18V237H17V235H16V237H15V233L13 234V236L15 237V239H14V237L12 238V236H11V238L13 239H11L10 237H7V229H6V233L4 232V234L6 235V236H3V230H5V228L4 227H2ZM28 226V225H27ZM25 227V228H27V230H28V228L29 227ZM32 225H30V227H31ZM72 226V225H71ZM96 226H97V228H99V226L96 224V225H93V227H95V229H93L92 228V231L90 232V235L92 234V232L94 233V234H92L93 236L92 237H94V236H96L97 234H95L96 232H101V233H98V235H101V234H103V235H105L106 236V234L108 233H110V232H108L109 230H110V228H111V226H110V228H109V226H108V228L109 229H107V227L105 226L104 227V229L106 228V234L103 232V231H100L99 229V231H97L96 229ZM119 226H121V225H119ZM122 226H123V224H122ZM125 226H127L126 224H125ZM125 226L123 227V228H125ZM129 226V225H128ZM172 226V227H171ZM195 226V225H194ZM206 226V224L204 225V227ZM207 226H208V222H207ZM210 226H208V228L210 227ZM244 227H246L245 225H243ZM260 227H261V225H259ZM20 227H22V225L20 226ZM33 227V226H32ZM49 227H51V228H53V229H51V228H49ZM66 227V226H65ZM137 227V228H136ZM203 227V229H204V231L205 230H209L210 228V230H212V231H210L212 234H213V230L214 229H212V227H210L209 229L207 228V227H205L204 228ZM233 227V229H231ZM235 227V228H234ZM237 227V228H236ZM2 228H4L3 230H2ZM8 228H10V226L8 227ZM14 227H13V224H12V227H11V229H13ZM18 228H19V226H18ZM17 227L15 228V229H18ZM23 228V227H22ZM21 228V229H22ZM34 228V227H33ZM35 228H36V226H35ZM43 228V227H42ZM43 228V229H44ZM71 228H73V227H71ZM114 228V227H113ZM117 229H118V227H116ZM127 228H131V227H127ZM126 228V229H127ZM178 228V227H177ZM180 228V227H179ZM198 228V229H199ZM207 228V229H206ZM217 228V227H216ZM11 229H8V232L9 233H11V235H12V233H13V231L15 230H13V231H11ZM17 230V232H19V235H22V233H21V231H23V229L22 230ZM31 229V228H30ZM37 229V228H36ZM35 229V230H36ZM62 229H65V228H62ZM89 229V228H88ZM129 229H128V232L129 233H131L130 231H129ZM133 229V226H132V228H131V230ZM242 229H244V228H242ZM2 230V231H1ZM10 230V231H9ZM45 230V229H44ZM66 230H67V232H68V229L66 228L65 229V232H66ZM71 230H73V229H71ZM82 230H80V229H77V231H82ZM102 230V229H101ZM114 229H112V231H113ZM120 230V229H119ZM122 230V229H121ZM120 230V231H121ZM235 230V231H234ZM246 229H244V231H245ZM258 230H259V228H258ZM260 230L262 231V229L260 228ZM29 231V230H28ZM33 231H34V229H33ZM33 231H29V233L27 234V235H31V234H34L33 233ZM37 231V233H35V235H39L38 233L40 232V230L38 231V230H36ZM48 231L46 230V234L44 233L43 234V232H42V234L41 235H43V238H44V240L45 241H43V239H41L40 238V240L41 241H43L42 242V245L44 244V242L46 243L48 240H50L51 238L49 237V235H48ZM61 231V230H60ZM75 232H76V230H74ZM74 231H71V232H69L68 234H67V232H66V234L64 235L62 232L60 233V232H58V233H60V235H61V238H65V240L68 242L69 240H70V235L72 234V233H75ZM125 231H127V230H125ZM136 231H137V234H136ZM176 230H174V234L175 233H177V232H175ZM249 231H251V230H249ZM252 231H254L255 232V230H252ZM263 231H264V229H263ZM14 232H16V231H14ZM17 232H16V234H17ZM30 232H32L31 234H30ZM89 231H87L86 232V234L85 235H87V233H88ZM103 232V233H102ZM123 233H125L124 231H122ZM121 232V234L120 233H118V232H114V233H116L115 235H116V237H114L113 235V237L115 238V240H114V238H111L110 236H111V234L109 235V238H110V240H111V242H115V244L117 245V243H118V241H117V243H116V240L118 239L117 237H123V236H125V238L126 239H123V240H126L124 243H126V242H131V238H129V236H126V235H123L122 236V233ZM209 232V231H208ZM241 231H239L238 233H235V234H237V235H235V234H232L231 235V238H232V236H234V239L236 238V236H238V237H240V235L239 234H241L240 233ZM248 232V231H247ZM257 232V231H256ZM255 232V233H256ZM260 231H258L257 233L258 234H260L259 233ZM58 233H57V235H58ZM82 233V232H81ZM211 233H209V234H207L206 235V237H207V239L208 240H210V239H212L211 238ZM215 234L217 233L216 232V229H215V232H214ZM261 233H263V232H261ZM54 234V235H53ZM70 234V235H69ZM76 234V233H75ZM89 234V233H88ZM108 234H107V236H108ZM120 234V235H119ZM173 234V235H174ZM247 235H249L250 237L252 236V232H248V233H246ZM257 234V235H258ZM10 235V234H9ZM24 235V234H23ZM22 235V236H23ZM25 235H26V233H25ZM24 235V236H25ZM27 235L25 236V237H27ZM47 237H46V236ZM69 235V236H68ZM76 235H78V234H76ZM81 235V234H80ZM97 235V237H99ZM214 235V234H213ZM212 235V236H213ZM225 235V234H224ZM223 235V236H224ZM255 236H256V234H254ZM262 235V234H261ZM22 236L20 237V239L22 238ZM34 236V235H33ZM133 236V235H132ZM218 236V238L219 239H217L216 237ZM216 237L214 236L213 238H215L214 240H217L219 243H220V245L218 246V247H224V245L222 244L223 242H222V240H220L221 239V236H222V234L219 236V235H217ZM49 237V238H48ZM57 237V236H56ZM84 237V241L86 242L87 240H85V238L87 239L88 237H85V236H83ZM97 237H96V239H97ZM104 237V236H103ZM127 237L129 238V241H128V239H127ZM134 237V236H133ZM257 237V236H256ZM255 237V238H256ZM46 238V239H45ZM55 238V237H54ZM58 238V237H57ZM68 238H69V240H68ZM77 238H78V236H77ZM95 238V237H94ZM94 238H92V239H94ZM100 238V237H99ZM99 238H98V241L100 242V240L102 239V238H100V240H99ZM135 238V237H134ZM174 238V237H173ZM223 239H224V237H222ZM226 238V244L228 243L229 244V242H230V238L228 237V235H227V237H225ZM229 240H228V239ZM258 238H259V236H258ZM258 238H256L257 240H258ZM263 239H264V237H262ZM25 239V238H24ZM53 239V238H52ZM56 239V238H55ZM59 239V238H58ZM89 239V238H88ZM92 239H89L90 240V244H91V240ZM95 239V240H96ZM131 239V240H130ZM175 239V238H174ZM233 239V238H232ZM234 239L232 240V242L231 243H233V242H235L236 243V241H234ZM251 239H253V241L255 240L254 239V237L252 236L251 237ZM262 239V240H263ZM1 240H3L2 242H1ZM23 240V239H22ZM25 240H27V238L25 239ZM30 240V239H29ZM36 240V239H35ZM64 240V239H63ZM62 240V241H63ZM64 240V241H65ZM78 240V239H77ZM79 240L81 241V242H84V241H82V235L80 236V238H79ZM88 240V241H89ZM103 241L105 240V239H102ZM114 240V241H113ZM139 239H137V241H138ZM156 240V241H155ZM171 240V241H170ZM237 240V239H236ZM241 239H239V241H240ZM256 240V241H257ZM261 240V239H260ZM260 240H258L257 241V243H255L257 246H258V244H259V249H260V245L262 244L263 245V247H264V242H262V240H261V244H260ZM13 241V242H14ZM19 241V240H18ZM38 241H39V238H38ZM50 241H54V240H50ZM50 241H48V244L50 243ZM56 241H58L57 243L58 244H61V240L59 239V240H55V242ZM60 241V242H59ZM87 241V242H88ZM176 241V240H175ZM229 241V242H228ZM256 241H254V242H256ZM27 242H29V241H27ZM32 242H33V240H32ZM35 242V241H34ZM55 242H53L54 244H56ZM86 242V243H87ZM111 242L110 243H108V240L106 241V243H108V244H111ZM129 242V243H130ZM212 242V241H211ZM241 242V244H242V241H240ZM239 242V243H240ZM244 242V241H243ZM247 242V241H246ZM246 242H244V243H246ZM39 243V242H38ZM79 243V242H78ZM77 243V244H78ZM86 243H83V244H86ZM89 243V242H88ZM97 243V242H96ZM185 243V242H184ZM234 243V244H235ZM17 244V245H18ZM27 244H30V243H27ZM53 244V246L55 247L56 246V248L58 247V245H54ZM69 244H70V246L69 245H67V247H71V242H69ZM102 244L104 245V243L102 242ZM101 243H100V246L102 247H100L99 245V248H101L100 250L102 251L103 249L105 250V251H109V249H111V250H114V249H112V244L111 245H107V246H110L111 248H107L106 247V249H105V245H104V247H103V245H102ZM119 244V243H118ZM186 244V243H185ZM215 244V243H214ZM218 244V243H217ZM217 244H215V247L213 248V250H215V248H216V245ZM227 244V247L225 248H222L223 250H226V249H228L229 247H231L232 245H234V244H232L231 246H229ZM238 244V243H237ZM236 244V245H237ZM241 244H239V246H242ZM7 245V244H6ZM21 245H22V243H21ZM26 245V244H25ZM33 245V244H32ZM42 245H41V247H42ZM63 245V244H62ZM64 245H66V244H64ZM73 246H74V244H72ZM82 245V244H81ZM89 245V244H88ZM87 245V246H88ZM93 245H94V243H93ZM262 245H261V249L263 248L262 247ZM1 246H2V244H1ZM13 246H15V244H13ZM27 246V245H26ZM26 246H24L25 247V249H27V247ZM36 246V245H35ZM35 246L33 247V248H35ZM50 246V245H49ZM53 246H52V243H51V248H53ZM60 246V245H59ZM80 246V245H79ZM83 246V245H82ZM85 246V245H84ZM83 246V247H84ZM90 246H92V245H90ZM125 246H127V245H125L124 244V247ZM128 246H130L131 247V244L130 245H128ZM136 247H137V245H135ZM187 246V245H186ZM209 246L211 247V245L209 244ZM208 246V247H209ZM212 246H214V245H212ZM229 246V247H228ZM43 247H45V249H48L47 248V244H46V246L44 245ZM77 247V246H76ZM76 247H74V248H76ZM81 247V246H80ZM86 247V246H85ZM84 247V248H85ZM118 247V246H117ZM208 248V249H211L212 250V247L211 248ZM233 247V246H232ZM231 247V248H232ZM11 248V247H10ZM18 248H22V246L21 247H19L18 246ZM65 248V247H64ZM78 248V247H77ZM76 248V251L79 249H77ZM88 248V247H87ZM114 248H115V246H114ZM204 248V247H203ZM4 249V248H3ZM41 249V248H40ZM43 249V248H42ZM40 250V252L39 253H41V251H43L44 252V250ZM50 249V248H49ZM63 248H61V250H62ZM73 249V248H72ZM95 249V248H94ZM98 249V248H97ZM207 249V250H208ZM219 249V248H218ZM260 249V252H262V250ZM21 250V249H20ZM28 250V249H27ZM57 250V249H56ZM56 250H53V251H56ZM69 250H71V249H69ZM83 249L81 248L80 249V253H81V251H82ZM86 250V249H85ZM90 250H92L91 248H90ZM90 250H88V252L90 251ZM124 250H125V252H126V248H124ZM188 250V249H187ZM206 250V251H207ZM229 250V249H228ZM228 250H226V251H228ZM233 250V249H232ZM34 251H36V250H34ZM58 251V250H57ZM65 251V250H64ZM84 251V250H83ZM107 251V253L106 254H108L109 252ZM203 253H205L203 250H201ZM219 251V250H218ZM264 251V250H263ZM8 252H9V250H8ZM13 252H16V251H12L11 253L13 254ZM18 252V251H17ZM28 252V251H27ZM30 252V251H29ZM51 252V251H50ZM73 252H74V249H73ZM73 252H70L71 254L73 253ZM91 252V251H90ZM93 253H94V251H92ZM96 252H99V249H98V251H96ZM103 252V251H102ZM113 252V251H112ZM125 252L123 253V254H125ZM200 251H197V253H199ZM208 252H210V251H208ZM225 252V251H224ZM257 252H259V250L257 251ZM10 253V254H11ZM36 253H37V251H36ZM53 253V252H52ZM59 253H61V255H59L60 257L63 255V253L62 252H60L59 251ZM68 253V252H67ZM105 252H103V254H104ZM128 253V252H127ZM130 253V252H129ZM128 253V254H129ZM139 253V254H140ZM195 253V252H194ZM193 252H192V254L193 255H195ZM207 253V252H206ZM227 253V252H226ZM1 254H3V253H0V255ZM9 254V255H10ZM54 254H57V252H55ZM73 254H75V253H73ZM82 254V253H81ZM81 254L79 255V258L80 257H82V256H84V255H88L89 253H85L84 254V252H83V254L84 255H82L81 256ZM96 254H98V253H96ZM106 254H105V256H106ZM115 254H117V252L115 253ZM216 254H218V252L216 251ZM259 254V253H258ZM14 255H16V254H14ZM21 255V254H20ZM19 254H17V257L18 256H20ZM24 255V254H23ZM43 256H45L46 255V253H45V255H44V253L42 254ZM93 255V254H92ZM102 254L100 253V255H99V257L101 256ZM112 254L110 253V256H111ZM118 255V254H117ZM119 255H122V254H119ZM126 255V254H125ZM125 255H123V256H125ZM211 255H214V253L213 254H211ZM261 255V254H260ZM6 257H8V253L5 255ZM28 256V255H27ZM41 256V255H40ZM39 256V257H40ZM49 256V255H48ZM51 256V255H50ZM53 256V255H52ZM52 256H51V258H52ZM57 256H58V254H57ZM65 257H66V255H64ZM91 256V254L90 255H88V258ZM108 257H110L109 255H107ZM128 256V255H127ZM10 258H11V256H9ZM8 257V258H9ZM15 257V256H14ZM23 257V256H22ZM46 257H47V255H46ZM63 257V256H62ZM67 257H69V254L67 255ZM85 257V256H84ZM102 257H103V255H102ZM113 257V255L111 256V258ZM116 257H118V256H115V258ZM121 257V256H120ZM126 257V256H125ZM215 259H210L211 260V262H210V264H214V261L215 260H217L218 261V263H219V259H217V256L215 255ZM221 257V256H220ZM1 258V257H0ZM28 258V257H27ZM31 258V257H30ZM29 258V260H27V261H30L31 262V259L33 258H31L30 259ZM44 258V257H43ZM57 258V257H56ZM56 258H54V261H55V259ZM85 258H87V257H85ZM97 257L95 256V259H96ZM115 258H113L114 260H115V262H114V264H118V262H116V259ZM123 258V257H122ZM134 258V257H133ZM193 259H195L196 258V256H195V258L194 257H192ZM204 258V257H203ZM214 258V257H213ZM219 258V257H218ZM263 258H264V255H263ZM12 259H14V258H12ZM16 259V258H15ZM18 260H19V258H17ZM34 259V258H33ZM32 259V260H33ZM48 259H50V258H48ZM74 259V258H73ZM76 259V258H75ZM103 259V258H102ZM108 259V258H107ZM112 259V260H113ZM128 259H129V257H128ZM236 259V258H235ZM22 260V259H21ZM24 260H25V262H26V257H24ZM36 260H38L39 261V259L37 258V259H35V260H33L32 261V264H33V262L35 261L36 262ZM42 260V259H41ZM40 260V261H41ZM51 260H53V259H51ZM67 260V259H66ZM104 260H105V258H104ZM120 260H121V258H120ZM123 260H125L124 258H123ZM130 260H132L131 258H130ZM199 260H200V258H199ZM203 260V259H202ZM206 260V259H205ZM234 260V259H233ZM48 261H50V260H48ZM64 261H65V259H64ZM68 261V260H67ZM71 261H73V260H71ZM82 261H83V257H82ZM81 261V262H82ZM88 261V260H87ZM90 261H91V257H90ZM201 261V260H200ZM1 262H3V259L1 260ZM0 262V263H1ZM5 262V261H4ZM19 262H20V260H19ZM45 262H46V260H45ZM66 262V261H65ZM74 262V261H73ZM127 262V261H126ZM128 262H131V261H128ZM134 262V261H133ZM199 262V261H198ZM198 262H196V263H198ZM206 262V261H205ZM221 260H220V263L219 264H221ZM234 262V261H233ZM235 262H236V260H235ZM262 262H264L263 260H262ZM15 263H16V261H15ZM27 264H28V262H26ZM25 263V264H26ZM49 263V262H48ZM52 263V262H51ZM50 263V264H51ZM53 263H55V262H53ZM56 263H59V262H56ZM63 264H65L64 262H62ZM66 263H68V262H66ZM70 264H71V262H69ZM68 263V264H69ZM83 263V262H82ZM86 263V262H85ZM88 263H90V262H88ZM87 263V264H88ZM93 263V262H92ZM95 263V262H94ZM93 263V264H94ZM103 263H105L104 261H103ZM102 263V264H103ZM111 263V262H110ZM237 263H238V261H237ZM240 263H244V262H240ZM240 263H238V264H240ZM5 264H6V262H5ZM23 264H24V261H23ZM38 264H39V262H38ZM42 264V263H41ZM60 264H61V261H60ZM74 264H75V262H74ZM98 264V263H97ZM111 264H113V263H111ZM125 264H127V263H125ZM208 264V263H207Z\"/></svg>", "mask_w": 264, "mask_h": 264}, {"label": "snow or ice", "instance_id": "3", "mask_svg": "<svg viewBox=\"0 0 264 264\" xmlns=\"http://www.w3.org/2000/svg\"><path fill=\"white\" fill-rule=\"evenodd\" d=\"M225 123H227V122L225 121ZM233 130H234V128H233ZM220 138H221V139H224V140H230V137H228L227 135H221ZM213 152H214V154H215V150H213Z\"/></svg>", "mask_w": 264, "mask_h": 264}]
</instances>
